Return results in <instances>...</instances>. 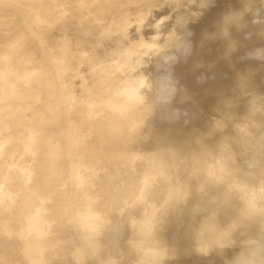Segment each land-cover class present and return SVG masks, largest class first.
<instances>
[{"label":"rangeland","instance_id":"1","mask_svg":"<svg viewBox=\"0 0 264 264\" xmlns=\"http://www.w3.org/2000/svg\"><path fill=\"white\" fill-rule=\"evenodd\" d=\"M1 1H3V0H0V2ZM6 1L2 2V4L0 5V8L2 7L1 9H4V11L3 10L0 11V14H1L0 15V24H1L0 25V65H1L0 66V74H1L0 77L3 75V78H4V79L0 78L1 80H3V81L0 80L2 83V84L0 83L1 84L0 88H2V91L0 89V91H1L0 94H2V92H4V91H5L4 93L9 92L10 90H12V88L14 86L13 90L18 92V93L19 92H21V93L18 94L16 92H14L13 90L12 91L21 97L14 95V93L11 91V92H9V95L7 96V98L3 99L2 97L3 96L6 97L5 95H7L8 93L5 95L2 94L3 95L1 97L2 101L1 100L0 101L3 102L4 104L0 102L1 103L0 104V109H1L0 110V114H1L0 117L2 115L4 117H6L7 112H9V109L13 106L12 104H14L15 102H18V103H16L17 107H19L18 104L19 105L21 103L23 104V101H24V105L21 104V113H20V109H19L20 107L19 108L15 107L17 109V111H16V109H14V112H13L12 108L10 109L11 113H13L12 115L15 114L18 117L17 121L14 120V119H16L15 115L14 116L8 115L9 117L8 118L6 117L7 119L2 116L1 119L3 121L0 119V127H1L0 128V149H1V151H0V163L2 161L6 162L5 163L6 165L3 166L4 168L0 167V170L3 169V171L0 173V187H1V185H3L0 189V264H19V263L20 264H39V262H40V264H47V263L48 264H78L77 262H79V264L80 263L82 264L83 262H84V264H101V263H103V264H113V263H115V264H117V263L118 264H158L159 262H160L159 264H169V263L171 264L172 261L176 262V264H178V263L179 264L180 263H182V264L183 263L184 264H201V263L207 264V262H208V264H210L211 262L213 263V258H215V256H216V258H215L216 260L214 262L218 263V264H237L239 261H241V263H238V264H243V263L247 264V263H249L250 258L254 262L253 264H257V263L258 264H264V248L262 250L260 249V253H258V255H259L258 256L256 253H257V251H259V249L256 250V248H254L255 245H250V244L255 243L254 240H257L258 238H260L259 237L260 235L257 236L254 233L256 231L258 232L256 234L261 233L260 226H262V225H259V224H262V223H260V219L262 220L263 219L262 217H264V216H262V217L260 216L261 218L256 219V221L259 220V223L256 222V224L258 223L257 225H255V222L253 223V221L255 220L254 217H256L257 215L259 217V215L262 211L260 209L264 208V197L262 198V195L260 194L261 190H262L261 192L264 191V189L260 190L261 186H262L261 188L264 187L263 186L264 185V180H263L264 179V175H263L264 174V171H263L264 170V62L262 64L260 63V62L264 61V53H263L264 47L261 46V45H264V43L262 42V41H264V35H263L264 34V32H263L264 23H262V22H264V17H262V15L264 16V12H263L264 11L263 10L264 0H231V2H230V0H225V1L224 0H206V1L204 0V2L202 0H197V1L196 0H170V1L169 0H161V1L160 0H155V1L154 0H150V1L149 0H141V1H139V0H125V1L119 0L118 1L119 6L123 5L122 3H124V2H125V5H123L124 7L123 6L119 7L117 5L119 7L118 9H117V7H115L116 5L112 0H111L112 1L111 4H110V2H111L110 0H107V1L105 0L106 3L104 0L101 1L102 3L100 2V0H65V1L64 0H45V1L44 0H41V1L40 0H37V1L31 0L30 3L33 1L32 4H30L29 2H27V0H25L27 3H29L28 7H26L27 4H25V2H23V0H21L22 6H21V3L17 4L19 2L17 1V3H16L15 0L12 3H10L11 0H6ZM35 1H36V4L39 3L38 1H40V3L38 5H36V4H34ZM97 1H99V2H97ZM121 1H122V3H121ZM129 1L130 2L132 1L133 5H132V3H131V5H129L130 4ZM134 1L135 2L137 1V2L135 3ZM156 1H158V2L160 1L161 3L160 2L158 3ZM184 1H185V3H183ZM200 1L203 2L206 6L202 5L203 3L200 4ZM42 2H43V4L40 5ZM89 2H91V3H89ZM107 2H109V3H107ZM115 2H117V1L115 0ZM126 2H128L129 4H127ZM139 2H140V4H139ZM176 2H178V4ZM3 3H5V5ZM7 3H8V5L10 4V6H8ZM69 3H71L72 5L74 3H77V5L79 6V9H78V6L76 4H75L76 6H74V5L72 6ZM150 3H152V4H150ZM163 3H164V6H163ZM181 3L183 5V7L181 6ZM195 3H196V5L198 4L197 6H200L199 8L202 9L201 10V11H203L202 13H204V11L206 12L208 9V11H209L208 13L213 15V17H212V15L210 16V14H208L207 12H206L207 14L205 13L206 16L207 15L210 16V21L207 20V19H209L208 16H207V19H206V16H204L205 19H203L204 17L202 18L203 20H205V21L202 20L203 22H205V23L208 22L206 24V26H204V24H203L204 27L203 26L202 27L204 29H202V27L200 28V24L202 22L200 23L199 19L197 20V18H194V15H193L194 13H192L193 8L194 9L197 8V7H195L196 6ZM103 4L105 6L106 5L108 6L110 4L111 7H109V6H108L109 8L105 7V6L103 7ZM172 4H174V5L172 6ZM13 5H16L17 8L15 7V9H14ZM31 5H33V7ZM70 5L73 7L71 12L73 11L74 18L76 16V18L78 20L76 18L74 20H73V18H70L71 12L70 11L68 12V7ZM160 5H162V6H160ZM30 6L32 8H34V7H36V8L31 9ZM37 6L38 7L40 6V8H38L39 11L38 10L36 11ZM97 6H99V7L101 6L104 9H102V10L99 8L97 9ZM211 6H212V8H211ZM72 7H69V9H71ZM92 7L95 9H93ZM205 7H207V8H205ZM5 8H8V9H5ZM24 8H25V10H24ZM26 8H30L31 10L27 9V12H26ZM111 8H112V10H111ZM122 8H124V9H122ZM257 8H259V9H257ZM17 9H19V10H17ZM64 9H67L68 14L66 13V10H64ZM75 9H77V10H75ZM113 9H115V10H113ZM159 9H160V11H159ZM22 10H24V11H23V15L21 16ZM32 10L36 11V13L32 12ZM61 10L64 11V14H63V11L61 13L63 15L67 14V16H68L70 13V15L68 16L69 21L67 20L68 17L64 18L65 22L67 20L66 23L69 24L68 26L70 27L69 28L67 25H65L68 28L67 31L63 30V29H66L65 26H64L65 28L62 25L59 27L61 21H63L62 24H66V23H64V20L62 19L64 16L61 14H60V17L55 15V14L59 15ZM93 10H95V11L93 12ZM181 10H182V12L183 11H185V12L182 13ZM212 10H214V11H212ZM259 10H262V11L259 12ZM5 11H6V13L4 14L3 12H5ZM29 11H31V12H29ZM201 11L199 12V14L201 13ZM210 11H212V12H210ZM237 11H239V12H237ZM8 12H9V14H8ZM79 12H82V14L87 13L86 14L87 16L88 15L92 16V17L88 16L89 17L88 18L84 14L85 18L87 19L88 22L90 21V18H91V20H92V21H90L91 25H92V22L97 20V18L98 19L100 18V21L102 23H99L100 24L99 26L97 25L98 23H96L94 25L96 30H97V27H100L98 29V30H100V32H102L103 28H105L108 31L110 30L109 32H111V34H114V32L118 33L117 35L115 34L116 36L115 35L110 36L112 38L115 37L113 40V43H110V42H112V38H109V36H108L109 32L107 33L108 35H106V33H105V32H107V30L104 29V31H105V32L103 31L105 33L104 34L105 36H104L100 32H95L94 31L95 29L90 30V28H88L89 26H85L84 24H86L87 21H86V19H84V17L83 18L81 17V15H80L81 13L78 14ZM133 12L137 13V17L138 16L144 17V18H142V20H143L142 22L140 21L141 19L139 20V22H137V19L135 18V20L138 24L140 22L143 24L144 20L145 21L147 20L148 22L153 21L152 23H154V24H152V23L151 24L156 25L157 24L156 21L160 22V18L161 17L163 18V15H164L165 17L168 18V23H169V21H171V23H170L171 25L169 24V27L167 26L168 28L163 29L162 31H160V33L156 32L158 34V36L156 33H153V35L150 34L151 36L148 35L150 37H148V36L145 38L143 37L144 39H141V41H140L139 38H142V37H140L141 33H136L137 34L136 35L135 31L137 32V30H138L139 32H141L140 30H143V26H144L145 30H143L144 31L143 35L146 34L147 30H148V29L146 30V27H147L146 25L150 24V23H147V21H146V22H144V24H146V23L147 24L141 25L140 26L141 28L138 29L139 26L137 25L136 30L134 29V31H133V29H132V31H131V29H130L131 32H129V30H128L129 34L127 32L126 37L124 39L123 38L125 36L124 32H126V30L125 31L123 30L125 28V26H124L125 24H122V20L124 21V23L126 21L128 22L129 19L132 20L129 15L128 16H126V15L132 14ZM123 13L126 14L125 16L127 18L123 15ZM154 13L156 15H154ZM191 13H192V15H190ZM24 14H25V16H24ZM99 14L102 15L103 17H99L100 16ZM119 14L121 16L123 15L124 19H122L123 17L121 18L119 16ZM159 14H161L160 17H159ZM167 14L169 16H167ZM252 14H253V16H252ZM257 14L259 17H257ZM7 15H8V17H7ZM17 15H19V16H17ZM29 15L31 17H29ZM78 15L80 17H78ZM93 15H95V17H93ZM97 15H98V17H96ZM254 15L257 18H254L255 17ZM16 16H17V19L15 18ZM116 16H119V17H116ZM157 16H158V18H157ZM192 16H193V19L191 20ZM19 17H22L23 20L21 18L18 19ZM57 17L62 19L59 24L55 21V19H57ZM104 17H106L107 21L110 19L112 20L111 17H113L114 22H117V19L119 18V23H121L123 26L122 25L120 26L118 23L117 25H119V29H117V30L120 32L123 30L124 32L122 31V33H120L118 31H114L115 30L114 26H116V25H112L114 30H113V28L108 29L111 25H108V23L106 22L105 19L103 22L102 19ZM107 17L109 19H107ZM189 17H190V19H188ZM30 18L32 19V21ZM79 18H81V21ZM125 18L127 20H125ZM230 18H232V19H230ZM258 18H259V20H258ZM173 19L175 20V23L173 22L174 21ZM194 19H195V21L193 22ZM236 19H238V20H236ZM255 19L257 21H260V22H257L258 25L255 23V21H256ZM17 20H20V21L22 20V21H24V23L23 22H22L23 24L19 23V21L17 22ZM26 20L28 21L27 22L28 25L25 22ZM37 20H39V21H37ZM71 20H73V21L71 22ZM84 20L86 23H83ZM241 20L243 22H241ZM79 21L80 22L83 21L82 22L83 25H82V23H80V25L78 26L77 24L79 23ZM100 21H98V22H100ZM110 21H108V22H110ZM14 22H16V23H14ZM32 22L36 23V24H33V25H35V27L38 24L39 25L40 24L41 25L46 24V25H43L44 26L43 29H45L47 27L51 28L50 33L53 34V39L58 37V36L62 37V39L56 38V43H54L55 42L54 41L53 44H50L53 40L51 39L50 41H48L49 37L50 38L52 37V35L48 34L49 32L48 33L46 32L47 30L49 31V28L45 29L46 33L44 32V34H47V36H44V34L41 35V33H43V32H40V31H43L42 28H41L42 29L41 30L38 27H36V28L34 27L35 30L40 32V33L38 32L41 35V37L39 36V39L42 38L41 41L44 43H46V41H48L46 43L45 47L43 46L45 44H43L42 42L38 43V44H42L41 46L35 44L38 41V40H35V39H37L38 34H37V31L34 30V28L31 29L33 27L32 25L30 26V24H32ZM50 22H52L53 25ZM68 22H70V23H68ZM95 22H97V21H95ZM136 22H135V24H137ZM223 22H224V24H223ZM55 23H57L56 27H55ZM103 23H105L108 27L107 26H106L107 28L104 27L105 24L103 25ZM193 23H195L196 27L199 25L200 29L199 28L195 29V27H193L194 26ZM220 23H222V24H220ZM17 24H18V26H17ZM49 24H50V26H49ZM70 24H71V26H70ZM110 24H112V23H110ZM113 24H115V23H113ZM192 24H193V26H192ZM225 24H227V25H225ZM260 24L262 26H260ZM19 25H21L20 27L23 30V31L20 30V32H21L20 35H19V29H20ZM41 25H40V27H42ZM76 25L78 26L76 29H78L79 34H78V31H75ZM81 25H82V27L85 26V27H83L84 28L83 30L81 29L82 27L80 28ZM87 25H90V24L87 23ZM182 25H184V26H182ZM222 25H223V27H222ZM24 26H25V28H24ZM72 26H75L74 27L75 30H73V28L71 29ZM149 26L147 28H149ZM217 26H220V27H217ZM224 26L227 28L225 29ZM29 27H31V28H29ZM62 27H63V29H62ZM86 27L90 31L89 32L88 30H86L87 33L89 32V35L85 34L86 36H90V33L92 31H94V33H92V35H91V37H93V38H91V40L92 39L94 40L95 38H97V40H98L99 38H103L101 36H104V37H106V39H105L106 42L103 41V39H104L103 38L102 40H100L103 43L102 45H100L101 42L97 43V44L94 43V45H93V42L97 41V40L96 39L94 41L92 40L93 42L91 41L92 44H90V45H93V46L89 48L90 40H88L89 41V43H88L86 41L87 37L84 34L80 35L82 33V31L85 30ZM116 27L118 28V26H116ZM192 27L194 28L195 32L192 31L193 30ZM256 27L258 29H256ZM54 28L58 34V35H56V37L54 35L56 33V31L54 33L52 32V31H54V30H52ZM120 28H122V29H120ZM135 28H136V26H135ZM150 28H151V26H150ZM259 28H260V30H259ZM28 29H31V30H29L30 32L35 31V32H33V36L37 35V37L36 38H33V36L31 37L32 34L29 35ZM59 29L66 32V34L68 35L67 36L68 39H66L65 32H62ZM69 29L71 32H69ZM79 29H81V33H80ZM197 29H199V32L197 31ZM58 30H59V32H58ZM111 30H113L114 32H112ZM218 31L219 32L222 31L221 34L218 33V35H217L216 33ZM253 31H255V32H253ZM61 32L63 33L62 36L60 35ZM75 32H76V34H75ZM86 32H83V33H86ZM161 32H164L165 34L161 33ZM252 32H253V34H252ZM22 33L26 34V35H24V36H26V38L23 36ZM34 33H36V34H34ZM95 33H97V34H96V37L94 38ZM197 33L199 36L197 35ZM199 33H201V34H199ZM259 33H260V35H259ZM98 34H101V36L99 37ZM133 34H135L139 40L138 39L136 40V38H135L136 36ZM202 34H204V35H202ZM214 34L216 37L214 36ZM240 34H242V35H240ZM245 34H247V35H245ZM28 35H29V37H28ZM64 35H65V39L63 38ZM74 35H76V36L80 35L78 37H80V39H81V36H82V39L83 38L84 39L80 41L78 38H76L78 41L76 43V46L73 47V45H71L70 42H68V40L70 39L69 41H71L72 38L74 39L75 38ZM138 35H139V37H138ZM159 35L161 37L163 35L164 36L162 37V39H159L158 38V37H160ZM201 35H202V37H201ZM19 36L21 38H18ZM118 36H119L120 42H122L120 37L123 36L122 37L123 43L117 42ZM154 36H155V38H154ZM196 36H198L199 38ZM249 36H251V37L249 38ZM262 36H263V38H262ZM22 37H24L25 39ZM30 37H31V39H30ZM45 37H47L48 40L44 41L43 38H45ZM85 37H86V39H85ZM203 37H204V39H203ZM217 37H218V39H217ZM260 37H261V39H260ZM6 38H7V40H6ZM148 38H149V40H148ZM195 38H196V42L194 41ZM200 38H201V40H200ZM17 39H18V41H17ZM28 39H30L29 42H26V41H28ZM57 39L59 41L61 40L62 42H64L63 41V39H64L66 41L67 45L69 43L71 45V47L74 48V54H73V50L69 49L71 47H69V45H68L69 48H67L66 43L65 42H64L65 44L63 43L64 45H66V49L69 52L71 51L70 53H72L73 56L75 55L74 58L77 59V60H75V62H77V64H75V62L71 63V60L74 59L72 54L66 55L67 59H69V60H66L64 62H65V64L67 63L66 66H70V69H67L69 67H66V66L64 68L65 64L64 65L61 64L62 62L59 63L60 60L56 55L59 53V51L61 49L62 45H60V44H62V42H59ZM76 39L73 40L72 44H74L76 42ZM88 39H90V37ZM128 39H129V42H131L130 41L131 39H132V41L136 40L135 42H136L137 47L135 49L133 48L134 50H132V49H130V47H128V46L135 45L132 43H130L132 45L127 44L128 46L125 44L126 47H123V48H121V47L124 45H122V46L118 45V43H120V44H124V42L127 43L126 41H128ZM210 39H212L213 41ZM227 39H229V40H227ZM244 39H246V40L244 41ZM250 39H251V41H249ZM12 40H13V42H12ZM22 40H24L23 42H26L27 45H28V43L30 44L31 40H33V41H31L32 42L31 45L33 48L30 45L27 46L25 43H22V45H21ZM239 40L241 41V43L239 42ZM259 40L261 43L258 42ZM208 41L210 43H208V46H207L206 42H208ZM17 42L19 44H17ZM135 42H133V43H135ZM138 42H140V43H138ZM200 42H201V44H200ZM247 42L249 43V46L251 49L248 48L249 46H248ZM83 43H86L87 47L89 49L86 48L85 47L86 45ZM105 43H107V44L104 45ZM115 43L117 45L116 47L114 46ZM204 43H205L204 47L206 49L203 47ZM242 43H244L245 46H240V45H243ZM34 44H35V46H34ZM58 44L60 46H58ZM77 44L80 46L77 47ZM81 44H83V46ZM98 44L102 47H97V46H99ZM110 44H114V45H112L114 47H109V49L107 50V47L110 46ZM175 44H176V46H175ZM195 44H196V46H195ZM258 44H259V46H258ZM11 45L14 46L15 48L14 47L11 48ZM18 45L22 46V47L24 46L25 50L23 49L24 47L22 48V47H19ZM48 45H49V47H48ZM64 45H63V47L65 48ZM103 45L105 47L107 46L105 49L106 51L102 50V48L104 47ZM214 45L217 47H215ZM246 45L248 47H246ZM255 45L257 46L256 48L258 50H260V52L256 51L257 49L255 48ZM36 46H38V47H36ZM94 46L96 48H98V50L100 52H98V50L95 49ZM154 46H155V48H154ZM235 46H236V48H235ZM7 47H9L11 49H9ZM28 47H30V49ZM41 47L42 48L44 47L43 51L45 49L44 54H43L42 50L39 51V49H41ZM47 47L49 49H46ZM57 47H59V49ZM75 47H77V48H75ZM79 47H81V48H79ZM83 47H85L84 51H83ZM259 47H260V49H259ZM92 48H94V50H97V51L96 52L94 50L91 51L90 49H92ZM231 48H232V51L230 50ZM261 48L263 51L261 50ZM12 49H13V52L11 51ZM16 49L18 50V52L16 51ZM21 49H22V54H21ZM31 49L33 52H34V49L35 50L38 49V50L35 51V53H33L32 51L30 52ZM57 49H58V51H57ZM75 49L77 52L75 51ZM78 49H79V52H78ZM114 49L115 50L121 49L120 50L121 53L119 51V54H120L119 59L116 57H113V55L116 54V53L113 54L112 50H114ZM128 49L131 50V51H129L130 53L129 52L127 53ZM219 49H221V50L218 51ZM8 50L11 52H8ZM48 50H51V52L53 54L50 51L47 52ZM81 50L83 51L82 52L83 54L85 53L86 50H90L89 53H91V52L93 53V51H94V53L98 52L97 54L99 57H97L96 54L93 55L94 53L92 55L89 54L90 57L88 56V54H86L88 56L87 57L88 60H87L86 55L81 54ZM68 51L66 52V54L69 53ZM210 51L213 54H211ZM245 51L247 54L245 53ZM102 52H104V53H102ZM108 52H109V55H108ZM116 52H118V50H116ZM161 52H163V53H161ZM188 52L190 53V55ZM50 53L52 56L50 55ZM60 53L58 54L59 57L62 55V53H61V55H60ZM75 53H77V54H75ZM106 53H107V57H106ZM138 53L140 56L143 55V57L142 56L139 57ZM183 53H184V55H183ZM206 53H207V56H206ZM80 54H81V56H79ZM128 54L130 56L132 55L131 58L133 57L132 60L135 62V64L131 60V58ZM175 54H177V55H175ZM222 54H223V56H222ZM226 54H228V55H226ZM7 55H10V57H7ZM53 55H54V57H53ZM110 55H112V57L115 59L111 58ZM117 55L118 54H116V56ZM214 55L216 58L217 57L218 58L215 59ZM243 55H244V57H243ZM245 55H246V57H245ZM21 56H23V57H21ZM69 56H71L72 58ZM83 56H84V59L86 58L85 60L81 58ZM94 56H95V60L93 59ZM102 56H104L105 59L106 58L107 59L103 60L104 58H102ZM189 56H190V58H189ZM51 57H53V59ZM117 57H119V56H117ZM137 57L139 59H137ZM221 57L223 59H221ZM226 57H227V59H226ZM250 57L252 60L249 59ZM55 58L59 62H57L55 60ZM98 58H100L104 62L105 61L108 62L109 60L112 59L113 61L111 60V62H113V63H115L114 60L116 61V59H117L118 61H116V62L117 63L121 62L120 63L121 65L119 68H117L118 71H114V72H118V73L112 72V75L110 72L105 73V71H106L105 68L108 67L107 65H105L107 62H105V64H103L104 65V67H103L102 63H104V62L98 63V61H99ZM128 58H130V63L133 62L132 64L127 62V61H129ZM201 58L202 59L206 58V59H203V61H202ZM81 59L83 60L84 65L82 62H80L79 66H78V61H80ZM134 59L135 60L137 59V60L135 61ZM207 59H208V61H207ZM230 59H232V60H230ZM240 59H242V61L245 59L244 62L246 61L245 64H247V65H244V62L240 61L243 63V64L242 63L241 64L244 65V66H241V64H240L241 68L243 69V67L244 68L246 67L243 70L240 69V66L237 68V65H239V64H237V63H239V61H237V60H240ZM90 60H91V63L93 62V64L89 63L90 64L89 65L88 62ZM153 60H156V61L154 62ZM186 60H187V62H186ZM224 60L226 61V63ZM43 61H45L47 64L49 63L48 64L49 66H47V64L44 63ZM94 61L97 62L96 65H95ZM123 61H125V62L123 63ZM137 61H138V63H137ZM147 61H149V63H147ZM193 61H194V63H193ZM196 61H197V63H196ZM215 61H216V63H215ZM230 61H232V62H230ZM247 61H249V62H247ZM177 62H178V64H177ZM199 62H201V63H199ZM227 62H228V65H227ZM233 62L236 64L233 65L234 64ZM152 63H153V65H152ZM98 64H100L102 67L100 68V66H98ZM109 64H111V63L109 62ZM125 64H126V67H127V65H131V66L124 68L123 66H125ZM155 64H157V65H155ZM222 64H223V66H222ZM59 65L60 66L62 65L63 67L62 66L59 67ZM73 65H75V67H72ZM80 65L82 67L83 66H85V67L82 68ZM224 65L226 68L224 67ZM35 66H37V67H35ZM42 66H43V68H42ZM44 66H45V68H44ZM86 66L89 68H87ZM137 66H139V67H137ZM255 66H257V67H255ZM48 67H49V69H48ZM93 67H97L94 69L98 70V74L96 73L97 70L92 69ZM31 68H32V70H31ZM72 68H74V69H72ZM75 68H78L77 71L75 70ZM103 68L105 70H103ZM120 68H122L121 69L122 71L120 70ZM79 69L82 73H80L78 71ZM83 69H85V70H83ZM90 69H92L93 72L90 71L91 72L90 73L89 72ZM99 69L101 70V72ZM194 70H195V72H194ZM236 70H239V71H236ZM68 71H70V72H68ZM74 71H76V72H74ZM107 71H108V68H107ZM146 71H147V73H146ZM71 72H72V74H71ZM84 72H85V74L87 72L90 75L87 74L86 75L87 78H86L85 75H82V74H84ZM103 72H104V74H103ZM184 72L185 73L187 72V74H183ZM212 72H214L216 74L213 75V74H211ZM47 73H49L51 75V77ZM77 73H79V74H77ZM107 73L110 76H108ZM125 73L127 75H124ZM237 73H238V75H237ZM91 74L93 76H96V77H93ZM96 74L98 76L100 75L101 77H97ZM198 74H200V75L203 74V75L200 76V78H199ZM204 74H205V76H204ZM76 75H78V76H76ZM79 75L81 76L80 78H82L84 76V78H86V79H91L93 77V79L97 78L98 80L96 79L95 82H92L94 84H91L90 81L87 82V81H84L85 79L83 80V78L82 79L79 78L81 81H84V82H81L78 79ZM180 75H182V76H180ZM186 75H188V76H186ZM90 76H91V78H90ZM127 76H129V77H127ZM185 76H186L187 80L184 79ZM20 77H22V80ZM103 78H104V80H103ZM201 78H204V81H202L203 79L201 80ZM205 78H206V80H205ZM209 78H210V80H209ZM19 80H21V83ZM4 81H6V82H4ZM11 81H12L13 85L11 84ZM91 81H94V80H91ZM103 81H106V82H103ZM74 82L75 83L78 82L77 85H75ZM96 82H97V84H99V83L102 84V86L100 84L97 85ZM101 82H103V83H101ZM3 83H5V85ZM6 83H8V84L10 83V85L12 86V87L10 86L11 87L10 90H9V85ZM183 83L185 86L183 85ZM21 84L23 86H21ZM78 84H82V85H80V87H79ZM181 84L184 86V88H182L183 86ZM18 85L20 86V89H18ZM173 85H174V87H173ZM188 85H190V87ZM5 86H8V87L4 88ZM26 86H29V89ZM31 86L37 87L40 90H42V91L35 92L36 94L34 96L33 95L32 96L39 100L38 96L41 93L42 95L40 94V96H39L40 99H41V97H43L45 100L46 99H47V101L49 100L48 102L51 106L49 104H47L48 103L47 101H45L46 103L43 106L44 110L42 109V107L39 110H37V109L36 110H31V109L29 110L28 104L30 103V100L33 99V97H30L31 93H29V92L26 93L25 89H26V91L32 90L34 92L35 90L32 89ZM76 86L80 90L77 89ZM88 86L89 87L91 86V87L89 88ZM147 86H149V87H147ZM87 87H88V90H87ZM169 87H170V89H169ZM177 87H179V88L177 89ZM15 88H17L18 90L17 89L15 90ZM187 88H188V90H187ZM72 89H73V91H72ZM75 89H77V93L75 92L76 91ZM147 89H151V90H148V92H147ZM152 89H153V91H152ZM175 89H177V90L175 91ZM81 90L84 92H82ZM58 91L66 93L67 95H70V94L73 95L72 92L73 93L75 92L76 97H79V95H77L78 93L79 94L83 93L82 95H80L81 97L76 98L77 100L71 101L72 103L69 102L68 104L64 103L61 105V106L67 105L68 110L66 111L65 115L68 117L66 118L65 115L63 114L62 117L65 119L64 120L61 117V115H59V120H60L59 125L60 126L59 127L56 126L57 131L55 132L54 137H55V135L58 136L59 133H60L59 135H61V132L64 133V136H65L64 141H63V139L62 140L60 139L64 143L59 142L61 144V147H60V144L57 142L59 137H56L57 139L56 138L50 139L51 143L50 142L47 143L46 147L42 150L43 152L40 151L42 153H40V152L37 153L35 155L36 158L32 159L29 163L25 164L26 167L24 165V166H21L22 168H19L16 164L26 160L25 157L27 156V151L33 147L36 136H39L40 133L44 132L47 129V126L32 127L30 129V131L26 129V130H24V132H23V128L26 127L27 125L31 124L32 121L34 122L43 116H45L50 122H52L55 119L56 115H53V113H52L53 109H51V108H53L52 104L55 100V97H54L55 95L51 94V93H56ZM149 91H151L150 93L153 94V97L151 96ZM187 91H189V92H187ZM190 91L193 93H190ZM23 92H25V93H23ZM143 92H144V95H145V92L147 94L145 96L141 95L140 93L143 94ZM183 92H186L184 94V96L182 95ZM11 93H12V95H11ZM37 93H38V95H37ZM25 94H27V95L29 94L28 97ZM165 94L167 95L166 96L167 98L165 97ZM24 95L28 98L29 103L27 102L28 100H26V102H25ZM173 95L174 96L179 95L178 97L175 96L177 100L174 98ZM181 95H182V97H181ZM185 95H188V96H185ZM12 96H13V98H10ZM156 96H160L161 97L160 99L163 102L165 101V98H166L167 103H166V101L163 103L159 99V97L157 98ZM171 96H173V97H171ZM233 96H234V98H233ZM16 97H18V98L13 103L12 100H15L14 98H16ZM20 98L21 99L23 98L24 100L23 99L21 100ZM149 98H150V100H149ZM151 98L154 101H152ZM179 98H181V99L183 98V100H181ZM184 98H186V100ZM18 99L21 101L19 102ZM168 99H171V100H168ZM5 100L6 101L8 100L9 102H6ZM179 100H181L180 102H182V101L183 102L180 103ZM51 101H53V102H51ZM76 101H78V102L75 103ZM158 101H159V103H158L159 106H157ZM174 101H176L175 102L176 105H175ZM227 101H229L231 103H228ZM147 102H148V104H147ZM150 102H153V103L151 104ZM154 102H156V103H154ZM5 103H6V107L8 106L7 108L5 107ZM8 103L9 104L11 103L12 106H10ZM160 103L163 104V105L161 104V107H160ZM222 103L224 104V107H223ZM69 104H73L74 106L69 105ZM145 104H146V106H145ZM149 104H151V106ZM155 104L157 107L154 106ZM180 104L182 106H180ZM234 104L237 107H235ZM239 104L241 106H238ZM166 105L169 107V109ZM189 105H190V108L188 107ZM3 106L5 108H3ZM25 106H27L28 109ZM137 106H139V107H137ZM228 106H229V108H228ZM149 107H151V108L149 109ZM234 107L236 110L234 109ZM172 108H173V110H172ZM25 109H26V112H25ZM174 109L176 111H174ZM177 109H179V110H177ZM228 109H229V111H228ZM5 111H7V112L4 115ZM15 111H16V113H15ZM34 111H36L35 112L36 118L33 116ZM38 111L40 113H38ZM187 111H188V113H187ZM41 112H43V113H41ZM153 112H154V114H153ZM227 112H228V114H226ZM30 113L32 115H30ZM177 113H179V114H177ZM236 113L238 114V116ZM20 114H23V117L25 115H27V116H25L24 120H23V118H21L22 116ZM28 114H29V116H28ZM38 115H40V117H38ZM125 115L127 116L128 119L126 118ZM234 115H235V117H234ZM11 116L14 117V119ZM19 116H21V117H19ZM31 116H33V118H35V120H33V118H31ZM28 117H30L32 120L29 121L30 119ZM150 117H151V119H150ZM9 118H10V120H9ZM98 118H99V122H101L102 119L105 122L104 123L101 122L102 124L98 123ZM235 118H237V119H235ZM19 119H20V121H19ZM89 119H90V121H89ZM124 119L127 121L125 122ZM233 119H235V120L231 122V120H233ZM214 120H215L216 124H215ZM4 121H5V123H4ZM22 121H25V122H22ZM92 121H94V123H92ZM19 122H22L23 124L19 123ZM96 122L98 125L100 124L101 126L100 125L98 126L96 124ZM224 122H226V123H224ZM1 123H3L4 125L2 124V126H1ZM90 123H92V124H90ZM109 123H112V125ZM117 123H118V126L119 125L122 126L121 129H120V126L119 127L117 126ZM73 124L75 126V129L73 128L74 126H72ZM80 124H81V126H80ZM103 124L104 125L106 124V125L104 126ZM107 124H108V126H107ZM113 124L114 125L116 124L115 127ZM218 124H220V125L218 126ZM102 125L104 126L102 129L104 131H102L100 129V127H102ZM132 126H133V128H132ZM69 127L72 128L71 130H73V133H72V131L70 133ZM81 127H83V128H81ZM96 127H99V129ZM117 127L120 129L121 132L124 129L131 127L132 129L130 128V129H128V131L127 130L126 131L127 132L130 131L132 134L126 133V131L124 130V132H125L124 136L122 135L123 132L121 134V136H123V137H121V138L118 137L119 139H117V140L113 139L112 136L115 135V133H114L115 131H116V135L117 134L119 135L121 133ZM79 128L81 129L80 131L77 130ZM114 128H116V130H114ZM122 128H123V130H122ZM225 128L226 129L228 128V129L226 130ZM59 129H60V131H59ZM109 129H113L114 131L112 130V133H114V134H110L109 132H111V131H109ZM117 129H118V133H117ZM219 129H221V130H219ZM75 130H77L78 132H74ZM1 131L4 133H2ZM133 131H135V132H133ZM216 133H219V136H217ZM231 133H233V134H231ZM235 134L238 138L239 137L241 138V139H239L240 141L237 140L238 138L235 136ZM108 135L109 136L112 135L111 137H109V138H111V140L108 139ZM214 136H215V138H214ZM220 136H222V139ZM233 136H235L236 138ZM133 137H136V138L138 137V139H141V138H143V139L140 140V144L135 143V145H131V144L128 145L127 142ZM225 137H226V139H225ZM96 138H99V139H96ZM102 138H105V139H102ZM106 138L110 141H112V139H113V144H112V142L106 140ZM213 139H215V140H213ZM219 139L221 142L217 141ZM60 140H58V141H60ZM237 142H239V144ZM17 143H19L21 145V150L18 152H14L12 154V149H14V146ZM243 143H245V144H243ZM55 145H57V146H55ZM64 145H65V147H64ZM223 145L225 148H223ZM238 145H240V146H238ZM242 145L243 146L245 145V147H243ZM235 146H236V148H235ZM241 146L243 148H246V149H242ZM53 147H55L56 149H54ZM62 147L64 150L62 149V151H61ZM232 149H233V151H232ZM87 150H90V151H87ZM235 150L236 151L238 150V151L235 152ZM246 150H247V153L249 152L248 154L246 153ZM251 151H254L253 154H251ZM59 152H62V153H59ZM84 152H86V153H84ZM232 152H233V154H231ZM243 152L246 153V155ZM79 153L80 154L82 153L81 156H85L88 158L85 159V157H84V159H82V160L80 159L81 160L80 161L79 160V156H80ZM41 154H42V156H41ZM249 154H250L251 158L249 157ZM39 155L41 156L42 159L44 156V159L46 157H48V158L51 157L49 159H51V160H53V159L58 160L59 159V161L64 159L63 156L70 157L73 160V162H70V161H72V160H70V158L68 160L69 162L68 161L67 162L70 163L71 166L74 164V166L71 167L66 162V160L68 159V158H66V160L61 161V162H63L62 164L60 163L61 165L60 164L57 165L56 164L57 160L56 161L53 160V164H56V166L54 168L49 167V166L47 167V165H46L47 159H45L46 160V163H45V160L44 159L41 160ZM70 155H72V156H70ZM59 156L62 157V159H60ZM235 156L237 157V159L240 158L239 160L241 163L238 162L237 159H235L236 158ZM37 157L40 158V160L38 159L40 164L37 161L38 165H36V163L34 164V161H33V160L37 159ZM220 157L223 159H221ZM245 157L247 160L251 159L252 161L251 160L246 161ZM49 159H48V162H49ZM75 159H77L76 160L77 162L75 161ZM215 159H217V160H215ZM229 159H231V160L233 159L232 162H231V160L229 161ZM42 161L45 164L42 163ZM59 161H58V163H59ZM64 161L67 163L68 166L64 163ZM195 161H196V163H195ZM218 161L220 163H218ZM227 161H228V164H226ZM235 161L237 162V166H236V163H234ZM229 162H231V163H229ZM49 163L52 164L51 162H49ZM232 163H233V165H232ZM249 163H251V164H249ZM50 164H48V165H50ZM53 164H52V166H53ZM173 164H175V165H173ZM218 164H220V167H218L219 166ZM44 165H46L45 166L46 169L47 168L51 169V172L46 171V169L44 168L43 170H45L46 173L48 172L47 173L48 177H44L45 176L44 175L43 176L44 179H42L41 178L42 176L39 175L38 173L40 171L41 172L43 171V170H41L42 168H40V167H43ZM205 165H207L208 167ZM0 166H1V164H0ZM36 166H38L40 168V169L37 168L38 172L33 171L34 169H36V168H34ZM69 166H70V168H69ZM225 166H227V167H225ZM239 166H241V167H239ZM255 166H256V168H255ZM205 167H207V169ZM238 167L240 168V170H238L239 169ZM250 167H252V168H250ZM17 168H19L18 173H16V171H15V170H17ZM124 168H126L127 170ZM216 168H217V170H216ZM255 170H257V171H255ZM203 171H205V172L203 173ZM236 171L238 173H240L241 175L238 174ZM260 171H262V172H260ZM43 172H42V175H43ZM123 172H126V173L124 174ZM219 172H221V173H219ZM227 172H229L230 174L232 172V174L231 175L227 174ZM233 172H235L236 174ZM13 173L15 176L13 175ZM217 173H219V174L217 175ZM249 173H250V175H249ZM6 174H7V176H5ZM79 174H80V176H81V174H85L86 177L90 178V179L87 181L86 180L87 178L84 176L86 179H84V177H83V179L81 178L80 181H78V179L80 178ZM214 174H216L217 177H215L216 175H214ZM233 174H235V175L233 176ZM35 175H36V177H34ZM37 175H39L41 177L38 176L39 177L38 178ZM200 175H202V176H200ZM219 175H220V177H219ZM236 175L241 177V179H238L239 177L236 178ZM27 176H31V177L28 178ZM244 176H246V177H244ZM15 177H17L20 180L15 181L16 180ZM222 177L225 179H223ZM232 177L240 180L239 182H241V183L237 182L238 180H236V179L234 181V179ZM10 178L14 181H12ZM37 178H38V180H37ZM213 178H218L219 182H217L216 179H213ZM220 178H222L221 179V180H223L222 182H220ZM39 179H40V181H39ZM230 179H231V182H228ZM26 180L28 181V183L26 182ZM75 180L78 183H76ZM241 180H244V184H243V181H241ZM2 181L6 184L4 185V183ZM211 181H212L213 185L210 184ZM1 182H2V184H1ZM213 182H216V183H213ZM233 182H235L236 184L235 183L230 184ZM26 183L28 186L25 185ZM29 183H30V185H29ZM72 183H73V185L75 184L74 186H77V187H72ZM226 183H227V186H225ZM237 183L240 184V188H239V185ZM228 184H229V187H228ZM259 185H261V186L259 187ZM232 186L234 187V189ZM235 186H237V187L235 188ZM253 186H254V188H252ZM221 187H222V189H221ZM256 187L259 190V194H260L258 196L259 197L261 196L260 198H262L263 200L260 199L261 203L259 202L258 197H257V200H254V201L251 200V202L252 201L255 203L257 201L259 202V203L258 202L256 203V206L254 205L255 203L252 202V204L254 206L251 207L252 204H249L251 196H250V194L247 195L246 192L251 191L252 189H254V191H255ZM198 188H199V190H198ZM225 188H226V190L227 189L228 190L225 191ZM230 189H231V191H230ZM237 189L239 190L238 192L240 194L239 195L240 199L238 197L236 198V196H238L237 195L238 192L232 193V192H236ZM240 191L245 193L247 195V197L245 194H243ZM219 192L222 194L219 195L220 194ZM255 192L257 193V191H255ZM255 192H254V194L256 195ZM225 193L226 194L232 193L236 196L233 195V197H232V194L231 195L229 194L226 197ZM248 193H250V192H248ZM254 194L252 195V197H255ZM262 194L264 195V192ZM242 195H243V198H242ZM248 196H250V197H248ZM223 197H225V198H223ZM255 198H252V199H255ZM237 199L238 200L243 199L242 204ZM244 199L248 201L247 206H249V207L245 206L247 201L244 203ZM222 200H224V201H222ZM145 201H146V203H144ZM153 202L155 203L154 205H153ZM209 202H210V204H209ZM215 202L217 203V208H216ZM225 202L227 205L225 204ZM239 203L241 205H243V203H244V207L242 206L243 209L245 208L244 210H246V209L249 210L251 208H254L256 210L257 207H260V208H258L260 210V212H259V214H255V212L257 213V211H255V210L253 211V209H251L250 211L252 212L253 215L251 214L250 211L249 212L246 211V213L248 212L247 216L245 215L246 213H244L245 211H243L245 216L243 214L240 215L238 213L241 210L240 209L241 207L239 208V206H241ZM262 203H263V205H262ZM235 204L237 206H235ZM143 205H145V207ZM155 205L157 207H155ZM160 205H162L164 207L162 208V206H160ZM213 205H215L214 206L215 208L213 207ZM258 205H260V206H258ZM143 207H144V210L146 208L148 210L149 209L150 210L148 211L146 209L144 211ZM167 207H169V208H167ZM185 207H187V208H185ZM233 207H234L233 211L236 209V207H237V209L239 208L238 209L239 211L237 210L238 212H236V213H238L237 215H240V219H243L241 217H245L243 219L244 221H246L244 223V225L241 224V222L243 223L244 221L243 220L240 221L239 218H238V220L232 221V219H235L234 217L236 216L235 212L232 211L233 213H235L234 215H232L230 213V211L232 210L231 208H233ZM43 209H45V210H43ZM157 209H158V211H157ZM40 210H41V212H40ZM152 210H153V213L151 212ZM172 210H173V212H172ZM174 210L177 212H175ZM87 211L88 212L91 211L92 213H96V214H98V216L96 218H93V219H85V213H87ZM165 211H166L167 215L165 214ZM143 212H147V213L150 212L148 214L152 213L154 215L151 214V216H150L148 214H144ZM227 212H229L228 214H230L232 216H230V215L226 216ZM156 213H157V215H156ZM170 213L171 214L174 213V214L171 215ZM249 213L252 216V217L250 216L251 219L254 218L253 221L251 219H249ZM34 215H36V216H34ZM146 215L152 220H150L149 218L147 219ZM262 215H264V214H262ZM37 216H39V217H37ZM125 216L126 217L128 216V218L130 220L128 218H126ZM161 216H163L165 218L163 219V217H161ZM201 216H204V219H203V217L201 218ZM76 217L78 218V220ZM170 217H171V219H169ZM172 217H174V220H176V218H180V219H177L176 221H173V223H172V220H173ZM218 217H219V219H218ZM228 217H230L231 219L229 218L230 219L229 220ZM159 218H161V219L159 220ZM246 218L249 220V222L252 221V222H250L251 224L248 223V220ZM214 219H215V222L213 221ZM36 220H38V221H36ZM162 220H163V223L161 222ZM167 220L168 221L170 220L169 221L170 224L168 223ZM144 221L147 223H145ZM151 221L156 225H154ZM159 221L161 224L159 223ZM231 221L234 223V225H236L238 227V228L236 226L234 227L237 230L233 228L234 225L231 223ZM237 221H238V224L240 223L239 226H238V224H236ZM263 221L264 220H262L261 222H263ZM174 222H176V223H174ZM180 223H181V225H180ZM31 224H33V225H31ZM158 224H159V226H158ZM163 224H165V225H163ZM175 224H176V226H174ZM211 224H213V225L216 224L215 225L216 228L213 227ZM247 224H248V227H246ZM76 225H77V227H76ZM136 225L139 227V229H138V227H136ZM161 225L164 228L167 225V227L165 228V229H167V231L164 228H162ZM203 225H204V227H203ZM228 225L232 226V227H230L229 230H227L229 228V227H227ZM73 226H75L76 228L75 227L73 228ZM85 226L88 227V230L84 228ZM169 226H171V227H169ZM240 226H242V227L244 226L245 228L243 227V229H242V227H240ZM89 227H90V229H89ZM191 227H192V229H191ZM78 228H79V230H78ZM136 228H137V230H136ZM141 228H142V230H141ZM144 228L147 232H145ZM232 228L234 230H231ZM65 229H67V230L65 231ZM69 229L71 232L69 231ZM81 229L85 232H83ZM172 229L174 232L170 231ZM182 229H183V231H181ZM184 229H185V231H184ZM253 229H255V230H253ZM251 230H253V233ZM151 231H153L154 233H152ZM155 231L158 233H156ZM202 231L204 232V234L202 233ZM223 231H225V232H223ZM227 231H229V233ZM166 232L169 234H167ZM242 232H243V234H240ZM247 232L249 233V235H247ZM207 233L208 234L210 233L209 235H211L212 237L214 236V238L212 239V237L207 236L208 235ZM231 233H233V234H231ZM238 233H239V235H237ZM250 233L252 235H250ZM82 234H84L85 238H84V236H81ZM85 234H88L89 236L91 235L90 236L91 238H89V236L87 237V235H85ZM165 234L167 235V237L165 236ZM220 234H223V235H220ZM229 234H231V237ZM94 235H95V238H94ZM97 235H99V236L97 237ZM141 235L143 236V238ZM153 235H155V236L153 237ZM170 235L171 236L174 235L173 239H172V237L168 238V236H170ZM178 235H180V236L183 235V237L182 236L179 237ZM227 235L231 238V241H232V238H234L233 239L234 242L233 241L232 242L236 243V244H232L230 241V244L233 245V246L231 245V247H230V245L228 243L229 242L228 240L230 238H228ZM243 235H244V238H243ZM262 235H263V233H262ZM161 236H163V237L161 238ZM215 236H216V238H215ZM219 236L223 237L222 239H224V240H225V238H226V240L228 238V240H227L228 242H225L223 240L225 242V248L226 247L228 248V245H229L228 250L226 248V251H225V248H222L224 245L221 247L222 240L220 241V238L217 241ZM256 236H257V239H256ZM82 237L85 239V241H82V240H84V239H82ZM201 237H203V238L205 237V238L203 239ZM206 237L207 238L209 237V239L206 240ZM79 238H81L80 239L81 244L78 241ZM86 238H87V240H86ZM154 238L156 241L154 240ZM180 238H181L180 241L183 242L185 240L184 241L185 243L183 242V244H182L179 242V240H176V239H180ZM210 238L212 239L213 242L211 241ZM249 238H250V240H249ZM97 239H99V240H97ZM144 239H146V240H144ZM161 239H162L163 245H162V243H160ZM92 240L94 241L93 244L94 243L97 244V245L94 244L95 246H97V247L99 246V249H100L101 244H102L101 246H103L104 244H108V245L101 247V249H100L101 251H100L95 246L93 247V244L91 242ZM214 240L217 241V245H215L216 241H214ZM251 240H253V241H251ZM97 241H99V242L97 243ZM166 241H170V244H169V242H166ZM198 241H199V244L197 243ZM261 241H264V240L258 239L257 243L260 242V244H261ZM87 242L89 243L90 247H89ZM90 242H91V244H90ZM171 243H173V244H171ZM176 243H177V245H176ZM207 243H209V245H207ZM211 243H212V246L210 245ZM84 244L86 246L88 245L90 250L92 247V250L94 249L97 253H93V251H88L89 248L85 247ZM201 244L204 246V248L202 247ZM218 244L220 245L219 247H221L223 249V251H220V249H218V247H217ZM165 245H167V246L165 247ZM170 245H172V247L176 245L177 246L176 250H175V247L171 248ZM178 245H179V247H178ZM206 245L208 248L205 247ZM257 245H256V247L260 248L264 245V243L262 244V246H257ZM107 246H110L111 248L107 247ZM159 246H160V248H159ZM199 246H200V248H199ZM243 246H245V247H243ZM145 247L147 249H144ZM213 247L215 249H212ZM242 247L247 248V249L244 250ZM248 247H251L252 249L254 248V250L256 252L253 253L252 250L251 251L248 250ZM86 248H88V249H86ZM107 248L108 249L110 248L109 250H111V251H109ZM240 248H242L243 250H240ZM137 249H139V250H137ZM171 249L174 251H172ZM169 250H170V252H169ZM213 250H215V251H213ZM231 250H232V252L235 251L234 252L235 254L230 252ZM246 250H248V253H249V251L251 253L248 254ZM107 251H108V253L110 252L109 255H107ZM140 251H142V252H140ZM158 251L160 252V254ZM175 251L176 252L178 251V253H174ZM217 251H219L220 254H218ZM224 251L226 253H224ZM237 251H239L240 253ZM241 251H245V252H242V254H241ZM138 252H139V254H138ZM149 252H151V253H149ZM222 252H223V254H222ZM227 252H228V254H227ZM229 252L232 253V254H230V256H232V257L229 256ZM170 253H172V254H170ZM208 253L210 254V257H209ZM216 253L218 254V257H217ZM105 254H106V256H105ZM142 254H144V255H142ZM150 254H152V255H150ZM173 254H174V256H173ZM205 254L207 257H205ZM238 254H239V256H238ZM243 254H244V256H242ZM251 254L253 257L256 254L255 257L256 256L258 257L257 258L258 261L256 260L255 257H254V259H255L254 260L253 257L251 256ZM111 255H114V256H111ZM153 255H155L158 258H156ZM159 255L161 258L159 257ZM170 255H172V257ZM175 255H176V257H175ZM177 255H179V256H177ZM180 255H182L183 257ZM222 255H224V256H222ZM226 255L229 256V259H228V256H226ZM236 255H237V257H236ZM245 255H247V256H245ZM109 256H110V258L115 257L114 262H113V259H112V261H109L110 259L109 260L107 259V257L109 258ZM233 256L235 259L231 260V258H233ZM32 257H34L33 263H31ZM162 257H163V259H162ZM219 257H221V260ZM260 257L263 259H261ZM43 258H44V260H43ZM105 258H106V260H105ZM177 258H179V259H177ZM208 258L210 260L212 259L211 262H210V260L207 261ZM29 259H31V260H29ZM100 259L101 260L103 259V260L101 261ZM155 259H156V261H155ZM171 259H172V261H171ZM183 259H184V261H183ZM243 259H245V262ZM260 259H261V261H260ZM117 260H118V262H116ZM199 260H201V261H199ZM251 260H250V264L252 263ZM185 261H187L188 263H186ZM242 261H243V263H242ZM232 262H234V263H232ZM172 264H175V263H172Z\"/></svg>","mask_w":264,"mask_h":264},{"label":"bare ground","instance_id":"2","mask_svg":"<svg viewBox=\"0 0 264 264\" xmlns=\"http://www.w3.org/2000/svg\"><path fill=\"white\" fill-rule=\"evenodd\" d=\"M4 1H6V0L1 1V2H0V5H1L2 2H4ZM17 1H18L19 3H17ZM20 1H21V0H20ZM20 1H19V0H15V2H16L17 4H20V3H21V6H22V1H21V2H20ZM30 1H31V0H29V1L27 0V2H29V3H30ZM36 1H37V0H36ZM36 1L34 2V4H36ZM40 1H41V0H40ZM40 1H38V2L40 3ZM44 1H45V0H44ZM64 1H65V0H64ZM101 1H102V0H100V2H101ZM104 1H105V0H104ZM106 1H107V0H106ZM106 1H105V3H106ZM110 1H111V0H110ZM110 1H109V2H110ZM112 1L115 3L116 6H115V5H114V6L117 7V9H118L119 7L125 5V2L122 3V1H121V3H122L123 5H120V6H119V5H118V3H119L118 1H119V0H116L117 2H115V0H112ZM112 1L110 2V4L112 3ZM123 1H125V0H123ZM139 1H141V0H139ZM149 1H150V0H149ZM154 1H155V0H154ZM160 1H161V0H160ZM160 1H159V2H160ZM169 1H170V0H169ZM196 1H197V0H196ZM202 1L204 2V0H202ZM205 1H206V0H205ZM224 1H225V0H224ZM6 2H7V1H6ZM12 2H14V0H13V1L11 0V1H10V3H12ZM23 2H25V4H27L26 7H28L29 3H27L25 0H23ZM32 2H33V1H32ZM32 2H31L30 4H32ZM60 2H61V1H60ZM97 2H99V1H97ZM109 2H107V3H109ZM129 2H130V1H129ZM134 2H135V1H134ZM136 2H137V1H136ZM136 2H135V3H136ZM144 2H145V1H144ZM147 2H148V1H147ZM156 2H158V1H156ZM159 2H158V3H159ZM162 2H163V1H162ZM167 2H168V1H167ZM203 2L200 1V4H202ZM230 2H231V0H230ZM244 2H245V1H244ZM246 2H247V1H246ZM39 3H37L36 5H38ZM71 3H72V2H71ZM71 3H69V4H71ZM77 3H78V2H77ZM77 3H74L73 5L76 6ZM89 3H91V2H89ZM101 3H102V2H101ZM103 3H104V2H103ZM114 3H113V4H114ZM126 3L129 4L128 2H126ZM131 3H132V1L130 2L129 5H131ZM154 3H155V2H154ZM160 3H161V2H160ZM176 3L178 4V2H176ZM183 3H185V1H184ZM196 3H197V2H196ZM196 3H195V5H196ZM209 3H210V2H209ZM248 3H249V2H248ZM263 3H264V2H263ZM3 4L5 5V3H3ZM14 4H15V3H14ZM17 4H16V5H17ZM25 4H24V5H25ZM42 4H43V2H42L40 5H42ZM61 4H62V3H61ZM75 4H76V5H75ZM78 4H79V3H78ZM99 4H100V3H99ZM110 4L108 5L109 7H111ZM127 4H126V5H127ZM139 4H140V2H139ZM150 4H152V3H150ZM177 4H176V5H177ZM200 4H199V5H200ZM213 4H214V3H213ZM4 5H3V6H4ZM7 5H8V3H7ZM7 5H6V6H7ZM11 5H12V4H11ZM16 5H13V6H14V9H15ZM62 5H63V4H62ZM71 5H72V4H71ZM71 5H70L69 7H72V6H73V5H72V6H71ZM117 5H118L119 7H118ZM132 5H133V3H132ZM135 5H136V4H135ZM155 5H156V4H155ZM173 5H174V4H172V6H173ZM189 5H190V4H189ZM197 5H198V4H197ZM197 5H196L195 7H197L198 9H197V8H196V9L193 8L192 13H194V14H193V15H194V18H197V20L199 19V20H200V23L202 22L201 24L199 23V24H200V28H201V27L203 26V24H204V26H206V24L208 23V22H207V23L203 22V21H205V20H203V19H205L204 16H206V14H207L209 11H208V9H207V11H206L207 13H206L205 11H204V13H202V12H203V11H201L202 9H200V8H199L200 6H197ZM202 5H205V4L203 3ZM243 5H244V4H243ZM261 5H262V4H261ZM8 6H10V4H9ZM17 6H18V5H17ZM31 6L33 7V5H31ZM31 6H30V7H31ZM34 6H35V5H34ZM77 6H78V5H77ZM104 6H105V5L103 4V7H104ZM108 6L106 5L105 7H108ZM137 6H138V5H137ZM141 6H142V5H141ZM160 6H162V5H160ZM163 6H164V3H163ZM181 6L183 7L182 3H181ZM193 6H194V5H193ZM205 6H206V5H205ZM212 6H213V5H212ZM212 6H211V8H212ZM249 6H250V5H249ZM19 7H20V6H19ZM32 7H31V9L36 8V7H34V8H32ZM69 7H68V12H69V11L71 12V10L73 9V7H72L71 9H69ZM94 7H95V6H94ZM100 7H101V6H100ZM100 7L97 6V9H98V8L101 9V10L104 9L103 7H101V8H100ZM109 7H108V8H109ZM123 7H124V6H123ZM135 7H136V6H135ZM175 7H176V6H175ZM178 7H179V6H178ZM201 7H202V6H201ZM203 7H204V6H203ZM208 7H209V6H208ZM214 7H215V6H214ZM259 7H260V6H259ZM1 8H2V7H1ZM1 8H0V11H1V10L4 11V9H1ZM11 8H12V7H11ZM16 8H17V7H16ZM38 8H40V6H39V7L37 6L36 11L38 10ZM74 8H75V7H74ZM76 8H77V7H76ZM92 8H93V7H92ZM142 8H143V7H142ZM156 8H157V7H156ZM205 8H207V7H205ZM249 8H250V7H249ZM5 9H8V8H5ZM9 9H10V8H9ZM14 9H13V10H14ZM19 9H20V8H19ZM19 9H17V10H19ZM27 9H30V8H26V12H27ZM31 9H30V10H31ZM78 9H79V6H78ZM93 9H95V8H93ZM122 9H124V8H122ZM160 9H161V8H160ZM160 9H159V11H160ZM163 9H164V8H163ZM190 9H191V8H190ZM257 9H259V8H257ZM11 10H12V9H11ZM17 10H16V11H17ZM24 10H25V8H24ZM24 10H22L21 16L23 15V11H24ZM64 10H66V13L68 14L67 9H64ZM75 10H77V9H75ZM111 10H112V8H111ZM113 10H115V9H113ZM137 10H138V9H137ZM137 10H136V11H137ZM164 10H165V9H164ZM205 10H206V9H205ZM217 10H218V9H217ZM263 10H264V8H263ZM6 11H7V10H6ZM6 11L3 12V13L5 14ZM36 11H33V10H32V12H34V13H36ZM38 11H39V10H38ZM62 11H63V10H61V12L59 13V15H58V14H55V15L60 17V14L62 13ZM94 11H95V10H93V12H94ZM96 11H97V10H96ZM99 11H100V10H99ZM128 11H129V10H128ZM165 11H166V10H165ZM200 11H201L202 14H201V13L199 14ZM212 11H214V10H212ZM212 11H210V12H212ZM260 11H262V10H259V12H260ZM18 12H19V11H18ZM29 12H31V11H29ZM74 12H75V11H74ZM77 12H78V11H77ZM97 12H98V11H97ZM101 12H102V11H101ZM108 12H109V11H108ZM113 12H114V11H113ZM124 12H125V11H124ZM181 12H182V10H181ZM183 12H185V11H183ZM183 12H182V13H183ZM189 12H190V11H189ZM232 12H233V11H232ZM232 12H231V13H232ZM237 12H239V11H237ZM237 12H236V13H237ZM263 12H264V11H263ZM1 13H2V12H1ZM80 13H81V14H80ZM119 13H120V12H119ZM162 13H163V12H162ZM192 13H191L190 15H192ZM205 13H206V14H205ZM234 13H235V12H234ZM247 13H248V12H247ZM8 14H9V12H8ZM11 14H12V13H11ZM17 14H18V13H17ZM26 14H27V13H26ZM63 14H64V11H63ZM63 14H61V15H63ZM67 14H65L66 16L63 15V16H64V17L62 18L63 20H64V18H66V17H68V16L70 15V13H69L68 16H67ZM78 14H80L82 18L84 17V19H86V18H85V15H86L87 13H84V14H85V15H84V14H82V12H79ZM104 14H105V13H104ZM110 14H111V13H110ZM178 14H179V13H178ZM186 14H187V13H186ZM208 14H210V13H208ZM214 14H215V13H214ZM239 14H240V13H239ZM241 14H242V13H241ZM250 14H251V13H250ZM0 15H1V14H0ZM13 15H14V14H13ZM31 15H32V14H31ZM55 15H54V16H55ZM75 15H76V14H75ZM82 15H83V16H82ZM99 15H100V14H99ZM106 15H107V14H106ZM123 15L125 16L126 14L123 13ZM123 15L121 16V15L119 14V16H120L121 18L123 17ZM128 15H129V16L131 17V19H132V20L129 19L128 22L126 21L128 24H127L126 22L124 23V21L122 20V24H125V25H124L125 28H124L123 30H124V31L126 30V32H124V31L122 30V31L125 33V36H124V37L122 36L124 39H125V37H126V34H127L128 30H129V32H131L132 29H133V31H134V29H135V30L137 29V25L139 26V27H138V29H139V28H141V27H140L141 25H146L147 23H150V24H151V23L153 22V21H152V22H148V21L146 20L147 23L144 24V22H146V21L144 20V22H143V24H142V23H141V22L143 21L142 18H144V17H140V16L137 17V13H134V12H133L132 14H127L126 16H128ZM154 15H156V14L154 13ZM160 15H161V14H159V17H160ZM165 15H166V14H165ZM174 15H175V14H174ZM180 15H181V14H180ZM187 15H188V14H187ZM187 15H186V16H187ZM211 15H212V14H210V16H211ZM228 15H229V14H228ZM9 16H10V15H9ZM17 16H19V15H17ZM17 16L15 17L16 19H17ZM24 16H25V14H24ZM34 16H35V15H34ZM56 16H55V17H56ZM72 16H73V17H72ZM86 16H87V15H86ZM88 16H89V15H88ZM88 16H87V17H88ZM90 16H91V15H90ZM90 16H89V17H90ZM119 16H116V17H119ZM126 16H125V17H126ZM167 16H169V15L167 14ZM176 16H177V15H176ZM188 16H189V15H188ZM195 16H196V17H195ZM207 16H208V15H207ZM207 16H206V19H207ZM210 16H208V18H209V19H207L208 21H210ZM229 16H230V15H229ZM232 16H233V15H232ZM242 16H243V15H242ZM242 16H241V17H242ZM252 16H253V14H252ZM254 16H255V15H254ZM4 17H5V16H4ZM7 17H8V15H7ZM29 17H31V16L29 15ZM29 17H28V18H29ZM55 17H54V18H55ZM59 17H57V19H55V21H56L58 24H59L60 21L62 20V19L59 18ZM61 17H62V16H61ZM78 17H80V16L78 15ZM89 17H88V18H89ZM91 17H92V16H91ZM93 17H95V15H93ZM96 17H98V15H97ZM99 17H103V16L100 15ZM130 17H129V18H130ZM178 17H179V16H178ZM181 17H182V16H181ZM181 17H180V18H181ZM203 17H204V18H203ZM212 17H213V15H212ZM243 17H244V16H243ZM257 17H259L258 14H257ZM257 17L255 16L254 18H257ZM262 17H264V16L262 15ZM2 18H3V17H2ZM12 18H13V17H12ZM20 18L22 19V17H19L18 19H20ZM33 18H34V17H33ZM58 18H59V19H58ZM70 18H73V20L76 18V16H75V18H74V13H73V11L71 12V17H70ZM111 18H112V20H111V19H110V20H111L112 22H111L110 20H108V21H110V22H108V21L106 20V17H104L102 20H103V22H104V19H105L106 22L108 23V25H111L108 29H110V28L112 29V28H113L112 25H116V26H118V28H117L116 26H114V27H115V30H114V28H113L114 31H118L117 29H119V25H120V26L122 25L121 23H119V18H118V19L116 18V19H117V22H114V21H113V17H111ZM114 18H115V17H114ZM126 18H127V17H126ZM126 18H125V20H127ZM135 18L137 19V22H139V20L141 19V20H140V21H141V22H140L141 24H140V23L138 24V23L136 22ZM151 18H152V17H151ZM157 18H158V16H157ZM161 18H162V17H161ZM161 18H160V22H159V21H158V22L156 21V23H157L156 25H152V24H154V23H152L151 25L149 24V25L151 26V28H150L149 25H146L147 27L149 26L150 29L146 27V30H147V29H148V30H147V33L144 34V35H143V33H144L143 30H145V27H144V26H143V30H140L141 32H139L138 30H137V32L135 31V34H136V33H141L140 37H142V38H139L140 41H141V39H144L145 37H147V36L150 35V34L153 35V33H156V32H157V33H160V31H162L163 29H166V28L169 27V24L171 23V21H169V23H168V18L165 17L164 15H163V18H162V19H161ZM186 18H187V17H186ZM202 18H203V19H202ZM254 18H253V19H254ZM9 19H10V18H9ZM24 19H25V18H24ZM30 19H31V18H30ZM52 19H53V18H52ZM68 19H69V17L67 18V20H68ZM76 19H77V18H76ZM79 19H80V21H81V18H79ZM93 19H94V18H93ZM107 19H109V18L107 17ZM122 19H124V17H123ZM174 19H175V18H174ZM174 19H173V20H174ZM188 19H190V17H189ZM192 19H193V16L191 17V20H192ZM211 19H212V18H211ZM230 19H232V18H230ZM230 19H229V20H230ZM233 19H234V18H233ZM238 19H239V18H238ZM238 19H236V20H238ZM260 19H261V18H260ZM4 20H5V19H4ZM12 20H13V19H12ZM22 20H23V19H22ZM22 20H21V21H20V20H17V22L19 21V23H22V22L24 23V21H22ZM50 20H51V19H50ZM53 20H54V19H53ZM67 20H66V22H67ZM73 20H71V22H72ZM77 20H78V19H77ZM82 20H83V19H82ZM88 20H89V19H88ZM94 20H95V19H94ZM94 20H93V21H94ZM114 20H115V19H114ZM153 20H154V19H153ZM197 20H196V21H197ZM202 20H203V21H202ZM207 20H206V21H207ZM239 20H240V19H239ZM255 20H256V19H255ZM258 20H259V18H258ZM31 21H32V19H31ZM37 21H39V20H37ZM51 21H52V20H51ZM68 21H69V20H68ZM80 21H79V23L77 24L78 26L80 25V23L83 22V21H82V22H80ZM86 21H87V19H86ZM90 21H92L91 18H90ZM90 21H89V22L87 21V23H89L90 25H87V23L85 22V20H84L83 23H86V24H84V25H85V26H89L88 28H90V30L95 29V30H94L95 32H100V30H98L100 27H97V30H96V28H95V26H94L96 23H98V24H97L98 26L100 25L99 23H102V22L100 21V18H99V19L97 18V20H95V21H97V22H95V21L92 22V25H91V22H90ZM98 21H100V22H98ZM150 21H151V20H150ZM154 21H155V20H154ZM189 21H190V20H189ZM194 21H195V19L193 20V22H194ZM25 22H26V24H27L28 21L26 20ZM29 22H30V21H29ZM52 22H53V21H52ZM52 22H50V23H52ZM66 22H65V20H64V23H66ZM135 22H136L137 24H135ZM173 22L175 23V20H174ZM173 22H172V23H173ZM176 22H177V21H176ZM233 22H234V21H233ZM233 22H232V23H233ZM241 22H243V21L241 20ZM257 22H260V21H257V20L255 21V23L258 25ZM10 23H11V22H10ZM10 23H9V24H10ZM14 23H16V22H14ZM19 23H18V24H19ZM23 23H22V24H23ZM53 23H54V22H53ZM53 23H52V25H53ZM57 23H55V27H56V24H57ZM62 23H63V21H61L59 27H60L61 25H62L63 27H64L65 25H67V26L69 25V24H67V23H66V24H62ZM68 23H70V22H68ZM73 23H74V22H73ZM83 23H82V25H83ZM110 23H112V24H110ZM113 23H115V24H113ZM118 23H119V25H117ZM181 23H182V22H181ZM190 23H191V22H190ZM227 23H228V22H227ZM234 23H235V22H234ZM234 23H233V24H234ZM238 23H239V22H238ZM238 23H237V24H238ZM262 23H264V22H262ZM18 24H17V26H18ZM22 24H21V25H22ZM26 24H25V25H26ZM29 24H30V23H29ZM33 24H36V23H35V22H34V23L32 22V24H30V26L32 25L33 27H32V28L29 27V28L33 29V28L35 27V25H33ZM47 24H48V23H47ZM104 24H105V23H103V25H104ZM193 24H194V26H193ZM193 24H192V26L195 27V29H196V28H199V25H198L197 23H196V24L198 25L197 27L195 26V23H193ZM220 24H222V23H220ZM223 24H224V22H223ZM240 24H241V23H240ZM0 25H1V24H0ZM14 25H15V24H14ZM21 25H19V27H20ZM27 25H28V24H27ZM38 25H39V24H38ZM38 25H36V27H38V28H40V29H41V28L43 29V27H44L43 25H46V24H42V25L40 24L42 27H40V25H39V26H38ZM77 25H76V27H75V26H72L71 29L73 28V30H75V29L78 27ZM82 25L80 26V28L82 27ZM170 25H171V24H170ZM225 25H227V24H225ZM49 26H50V24H49ZM67 26H65L66 29H63V27H62V29L67 31V30H68ZM70 26H71V24H70ZM85 26H83V27H85ZM91 26H92V27H91ZM93 26H94V27H93ZM106 26H107V25L105 24L104 27H106ZM122 26H123V25H122ZM135 26H136V28H135ZM167 26H168V27H167ZM182 26H184V25H182ZM204 26H203V27H204ZM251 26H252V25H251ZM251 26H250V27H251ZM254 26H255V25H254ZM260 26H262V25L260 24ZM14 27H15V26H14ZM36 27H35V28H36ZM65 27H64V28H65ZM68 27H69V26H68ZM74 27H75V29H74ZM83 27L81 28L82 30L84 29ZM102 27H103V26H102ZM107 27H108V26H107ZM107 27H106V28H107ZM177 27H178V26H177ZM193 27H192V29H193L192 31H194V28H193ZM203 27H202V29H204ZM217 27H220V26H217ZM222 27H223V25H222ZM258 27H259V26H258ZM9 28H10V27H9ZM24 28H25V26H24ZM24 28H23V29H24ZM26 28H27V27H26ZM35 28H34V30H35ZM47 28H49V27H47ZM47 28H45V29H47ZM69 28H70V27H69ZM86 28H87V27H86ZM86 28H85L84 31H82V33H81V29H79V30H80V33H81L80 35H83V34H84V35H85V34H86V35H87V34L89 35V32H90V31L88 30V28H87V29H86ZM122 28H123V27H122ZM122 28H120V29H122ZM200 28H199V29H200ZM224 28L226 29L227 27L224 26ZM251 28H252V27H251ZM262 28H263V27H262ZM31 29H28V33H29V35L32 34V35H31V37H32V36H33V32H35V31H37V30H35V31H33V32H30L29 30H31ZM40 29H39V30H40ZM42 29H41V30H42ZM45 29H43V31H40V32H43V33H41V35L44 34ZM50 29H51V28H49V31L47 30L46 32H47V33L49 32L48 34L52 35V37H51V38L49 37V40H48L47 37H45V38H43L44 41H46V40L50 41V40L52 39L53 41H52L51 43H50V42H49V43H50V44H53L54 41H55L54 43H56V38H58V39L61 38V39H62V37H59V36L56 37V35H58V34H57V31L55 30V28L52 29V30H54V31L51 30L53 33L56 31V33L54 34L56 38L53 39V34L50 33ZM104 29H105V28H103L102 32H100V33H102V35H104L105 33H106V35H108L107 33H108L110 30L108 31L107 29H105V30H107V32H105ZM130 29H131V31H130ZM190 29H191V28H190ZM199 29H197L198 32H199ZM202 29H201V30H202ZM256 29H258V28L256 27ZM16 30H17V29H16ZM20 30L23 31V30L21 29V27H20V29H19V35L21 34ZM25 30H26V29H25ZM59 30H60V29H59ZM59 30H58V32H59ZM86 30H88L89 32L87 33ZM113 30H111V31L114 32ZM230 30H231V29H230ZM259 30H260V28H259ZM261 30H262V29H261ZM26 31H27V30H26ZM26 31H25V32H26ZM60 31H62V30H60ZM75 31H78V29H76ZM94 31H92V32L90 33V36H86V35H85V36L87 37V40H86V41H87L88 43H89L88 40H90L89 48L92 47V46L94 45V43H96V44H97V43H100V42H101L100 40H102L103 38H104L103 41H105V39H106V37H104L105 35H104V36H101V34H98L99 37H100V36L103 37V38H99V37L97 36V37L99 38V39H98L99 41H98L97 38H95L97 33H95V34H94V38H95L97 41H94L95 39H94V40L92 39V40L94 41V42H93V41L91 40V38H93V37H91V35H92V33H94ZM103 31H104L105 33H104ZM122 31H121V32L118 31V32L122 33ZM186 31H187V30H186ZM197 31H196V32H197ZM202 31H203V30H202ZM205 31H206V30H205ZM213 31H214V30H213ZM25 32H24V33H25ZM38 32H39V31H37L38 37H37V35H34L35 37L33 36V38H36V37H37V39H35V40H38V41L40 40V41H39V42L37 41V43H35V44L41 46L42 44H38V43H41V42H42V41H41L42 38L39 39V36L41 37V35L39 34L40 32H39V33H38ZM46 32H45V33H46ZM62 32H65V31H62ZM62 32H61V34H60L61 36H62V34H63ZM69 32H71L70 29H69ZM73 32H74V31H73ZM83 32H86V33H83ZM129 32H128V34H129ZM145 32H146V31H145ZM165 32H166V31H165ZM194 32H195V31H194ZM221 32H222V31H221ZM221 32L218 31L216 34H217V35H218V33L221 34ZM253 32H255V31H253ZM253 32H252V34H253ZM257 32H258V31H257ZM263 32H264V28H263ZM263 32H262V33H263ZM157 33H156V34H157ZM161 33H164V32H161ZM227 33H228V32H227ZM245 33H246V32H245ZM22 34H23V33H22ZM34 34H36V33H34ZM69 34H70V33H69ZM75 34H76V32H75ZM78 34H79V31H78ZM115 34L117 35L118 33L114 32V34H111V32H109V35H108V36H109V38H112V37H110V36H111V35H115ZM135 34H133V35H135ZM164 34H165V33H164ZM199 34H201V33H199ZM235 34H236V33H235ZM256 34H257V33H256ZM15 35H16V34H15ZM24 35H26V34H23V36H24ZM29 35H28V37H29ZM65 35H66V39H68V38H67L68 35L66 34V32H65ZM65 35H64V37H63L64 39H65ZM80 35H78V36H80ZM116 35H115V36H116ZM122 35H123V34H122ZM136 35H137V34H136ZM136 35H135V36H136ZM142 35H143V36H142ZM170 35H171V34H170ZM194 35H195V34H194ZM197 35H198V33H197ZM202 35H204V34H202ZM202 35H201V37H202ZM205 35H206V34H205ZM210 35H211V34H210ZM240 35H242V34H240ZM245 35H247V34H245ZM245 35H244V36H245ZM254 35H255V34H254ZM259 35H260V33H259ZM263 35H264V34H263ZM16 36H17V35H16ZM44 36H47V34H44ZM44 36H43V37H44ZM48 36H49V35H48ZM78 36L74 35V37H75L74 39L70 36V37L72 38V40H71L72 42L69 41L70 39L68 40V42H70V44L73 45V47L76 46V43H77V41H78L76 38H78L80 41L84 39V38L82 39V36H81V39H80V37H78ZM150 36H151V35H150ZM150 36H148V37H150ZM157 36H158V34H157ZM159 36H160V35H159ZM163 36H164V35H163ZM163 36H162V37H163ZM198 36H199V35H198ZM198 36H196V37H198ZM214 36H215V34H214ZM225 36H226V35H225ZM7 37H8V36H7ZM14 37H15V36H14ZM24 37L26 38V36H24ZM24 37H22V38H24ZM31 37H30V39H31ZM86 37H85V39H86ZM89 37H90V39H88ZM122 37H120V39H121L122 42H120V40H119V36H118V41H117V42L123 43V39H122ZM138 37H139V35H138ZM143 37H144V38H143ZM160 37H161V36H160ZM160 37H158V38H159V39H162V37H161V38H160ZM186 37H187V36H186ZM209 37H210V36H209ZM215 37H216V36H215ZM219 37H220V36H219ZM245 37H246V36H245ZM250 37H251V36H249V38H250ZM18 38H21V37L19 36ZM25 38H24V39H25ZM109 38H108V39H109ZM114 38H115V37H114ZM114 38H112V42H110V43H113ZM135 38H136V40L138 39L137 36H136ZM154 38H155V36H154ZM154 38H153V39H154ZM180 38H181V37H180ZM183 38H184V37H183ZM198 38H199V37H198ZM255 38H256V37H255ZM257 38H258V37H257ZM262 38H263V36H262ZM30 39H28V41H26V42H29ZM58 39H57V40H58ZM64 39H63V41L66 43V41H65ZM75 39H76V42L74 41L75 43L72 44V43H73V40H75ZM108 39H107V40H108ZM116 39H117V38H116ZM116 39H115V40H116ZM129 39H130V38H129ZM129 39H128V41H126L127 39L125 40L127 43H125V42H124V44H120V43H118V45H120V46L124 45V46L121 47V48H123V47H126L127 44H128V45L135 44V45H132V46H128V45H127L128 47H130V49L134 50V49L137 47V46H136V42H135L136 40H135V41H134V40L132 41V39H131V40H130L131 42H129ZM139 39H138V40H139ZM146 39H147V38H146ZM146 39H145V40H146ZM150 39H151V38H150ZM203 39H204V37H203ZM214 39H215V38H214ZM217 39H218V37H217ZM221 39H222V38H221ZM234 39H235V38H234ZM260 39H261V37H260ZM6 40H7V38H6ZM20 40H21V39H20ZM20 40H19V41H20ZM26 40H27V39H26ZM110 40H111V39H110ZM148 40H149V38H148ZM169 40H170V39H169ZM177 40H178V39H177ZM197 40H198V39H197ZM200 40H201V38H200ZM210 40H212V39H210ZM227 40H229V39H227ZM240 40H241V39H240ZM240 40H239V42L241 43ZM245 40H246V39H244V41H245ZM256 40H257V39H256ZM17 41H18V39H17ZM23 41H24V40H22L21 45H22V43H25V44H26V42H23ZM31 41H33V40H31ZM31 41H30V44L28 43V45H27V44H26V45H27V46L30 45V46L32 47V45H31L32 42H31ZM48 41H46V43H47ZM58 41H59V40H58ZM86 41H85V42H86ZM91 41L93 42V45H90V44H92ZM160 41H161V40H160ZM166 41H167V40H166ZM178 41H179V40H178ZM194 41L196 42V38H195ZM212 41H213V40H212ZM215 41H216V40H215ZM230 41H231V40H230ZM249 41H251V39H250ZM3 42H4V41H3ZM6 42H7V41H6ZM12 42H13V40H12ZM12 42H11V43H12ZM15 42H16V41H15ZM59 42H62V41L60 40ZM64 42H62V44H60V45H62V46H61V49H60L59 53L61 52L62 55H61V53H60V55H61L60 57L58 56L59 53L56 55V56L59 58L60 62L57 61L56 58H55V60H56L57 62H59V63L62 62L61 64H63V65L65 64L64 61L69 60V59H67V56H66V55H71V54H72V53H70L71 51L69 52V51L66 49V45H67V43H66V45H64V44H65ZM83 42H84V41H83ZM87 42H86V43H87ZM105 42H106V41H105ZM133 42H135V43H133ZM191 42H192V41H191ZM218 42H219V41H218ZM239 42H238V43H239ZM258 42L261 43L260 40H259ZM262 42L264 43V41H262ZM42 43L45 44V45H43V46L45 47V46H46V43H44V42H42ZM57 43H58V42H57ZM63 43H64V44H63ZM81 43H82V42H81ZM86 43H83V44H85L86 46H85V45H84V46H85L86 48H88ZM130 43H132V44H130ZM138 43H140V42H138ZM138 43H137V44H138ZM161 43H162V42H161ZM206 43H207V46H208V43H210V42L208 41V42H206ZM7 44H8V43H7ZM17 44H19V43L17 42ZM25 44H24V45H25ZM35 44H34V46H35ZM70 44L68 43L69 47H71ZM79 44H80V43H79ZM83 44H81V45L83 46ZM102 44H103V43L101 42L100 45H102ZM106 44H107V43H105L104 45H106ZM125 44H126V45H125ZM142 44H143V43H142ZM190 44H191V43H190ZM200 44H201V42H200ZM236 44H237V43H236ZM236 44H235V45H236ZM242 44H243V45H240V46H245L244 43H242ZM247 44H248V46H249V43H248V42H247ZM250 44H251V43H250ZM14 45H15V44H14ZM55 45H56V44H55ZM55 45H54V46H55ZM60 45L58 44V46H60ZM63 45L65 46V48L63 47ZM68 45H67V48H69ZM98 45H99V44H98ZM100 45L97 46V47H102V46H100ZM104 45H103V46H104ZM112 45H114V44H110V46H108V47L106 46V47H107V50L109 49V47H114V46L116 47V46H117L116 43H115L114 46H112ZM139 45H140V44H139ZM191 45H192V44H191ZM204 45H205V43L203 44V47H204ZM220 45H221V44H220ZM6 46H7V45H6ZM8 46H9V45H8ZM15 46H16V45H15ZM18 46H19V45H18ZM18 46H17V47H18ZM78 46H80V45L77 44V47H78ZM145 46H146V45H145ZM164 46H165V45H164ZM175 46H176V44H175ZM179 46H180V45H179ZM195 46H196V44H195ZM214 46H215V45H214ZM225 46H226V45H225ZM231 46H232V45H231ZM248 46L246 45V47H248ZM258 46H259V44H258ZM261 46L264 47V45H261ZM12 47H14V46L11 45V48H12ZM19 47H22V46H19ZM23 47H24V46H23ZM23 47H22V48H23ZM36 47H38V46H36ZM44 47H43V48H44ZM48 47H49V45H48ZM48 47H47L46 49H49ZM51 47H52V46H51ZM73 47H71L72 49H71V48H69V49H70V50H73V54H74V48H73ZM77 47H75V48H77ZM85 47H83V51L85 50ZM104 47H105V46H104ZM104 47L102 48V50H105V49H106V47H105V48H104ZM131 47H132V48H131ZM146 47H147V46H146ZM146 47H145V48H146ZM157 47H158V46H157ZM183 47H184V46H183ZM215 47H217V46H215ZM220 47H221V46H220ZM246 47H245V48H246ZM256 47H257V46L255 45V48H256ZM263 47H262V48H263ZM7 48H9V47H7ZM11 48H9V49H11ZM14 48H15V47H14ZM14 48H13V49H14ZM28 48L30 49V47H28ZM32 48H33V47H32ZM43 48L41 47V49H39V51L42 50V52H43V54H44L45 49H44V51H43ZM57 48L59 49V47H57ZM79 48H81V47H79ZM89 48H88V49H89ZM94 48L98 50V48H96L95 46H94ZM94 48H92V49H90V50L92 51V50H94ZM133 48H134V49H133ZM151 48H152V47H151ZM154 48H155V46H154ZM159 48H160V47H159ZM163 48H164V47H163ZM163 48H162V49H163ZM204 48H205V47H204ZM235 48H236V46H235ZM245 48H244V49H245ZM248 48H250V46H249ZM262 48H261V50H262ZM13 49L11 50L12 52H13ZM18 49H19V48H18ZM23 49L25 50V47H24ZM26 49H27V48H26ZM52 49H53V48H52ZM58 49H57V51H58ZM65 49L69 52L68 54H66L67 51H66ZM112 49H113V48H112ZM138 49H139V48H138ZM172 49H173V48H172ZM184 49H185V48H184ZM205 49H206V48H205ZM205 49H204V50H205ZM237 49H238V48H237ZM250 49H251V48H250ZM256 49H257V48H256ZM256 49H255V50H256ZM259 49H260V47H259ZM37 50H38V49H37ZM37 50L34 49V52H33L32 49H31L30 52L32 51L33 53H35V51H37ZM90 50H86L84 54L82 53L83 51L81 50V54H83V55L88 54V56H89V54L92 55V54L94 53V51H95V52L97 51V50H94L93 53H92V52L89 53ZM114 50H115V49H114ZM114 50H112V51H113V54L116 53V54H118L117 56H119V57H117L116 54H114L113 57H116V58L119 59V58H120L119 51H120L121 49H120V50H119V49H116V50H118V52H116V50H115V51H114ZM124 50H125V49H124ZM146 50H147V49H146ZM186 50H187V49H186ZM191 50H192V49H191ZM220 50H221V49H219L218 51H220ZM226 50H227V49H226ZM230 50L232 51V48H231ZM235 50H236V49H235ZM239 50H240V49H239ZM255 50H254V51H255ZM11 51L8 50V52H11ZM16 51L18 52L17 49H16ZM49 51L51 52V50H48L47 52H49ZM75 51H76V49H75ZM105 51H106V50H105ZM109 51H110V50H109ZM129 51H131V50L128 49V50H127V53H128ZM151 51H152V50H151ZM166 51H167V50H166ZM174 51H175V50H174ZM178 51H179V50H178ZM215 51H216V50H215ZM241 51H242V50H241ZM256 51H257V52H260V50H258V49H257ZM256 51H255V52H256ZM262 51H263V50H262ZM19 52H20V51H19ZM24 52H25V51H24ZM76 52H77V51H76ZM78 52H79V49H78ZM86 52H87V53H86ZM98 52H100V51L98 50ZM98 52H97V53H98ZM110 52H111V51H110ZM176 52H177V51H176ZM224 52H225V51H224ZM224 52H223V53H224ZM234 52H235V51H234ZM239 52H240V51H239ZM239 52H238V53H239ZM255 52H254V53H255ZM257 52H256V53H257ZM14 53H15V52H14ZM51 53H52V52H51ZM51 53H50V55H51ZM97 53H94L93 55L96 54V56L99 57ZM102 53H104V52H102ZM111 53H112V52H111ZM120 53H121V51H120ZM129 53H130V52H129ZM161 53H163V52H161ZM174 53H175V52H174ZM186 53H187V52H186ZM188 53H189V52H188ZM207 53H208V52H207ZM207 53H206V56H207ZM210 53H211V51H210ZM232 53H233V52H232ZM238 53H237V54H238ZM245 53H246V51H245ZM254 53H253V54H254ZM261 53H262V52H261ZM263 53H264V51H263ZM9 54H10V53H9ZM21 54H22V49H21ZM36 54H37V53H36ZM52 54H53V53H52ZM55 54H56V53H55ZM73 54H72V56H73ZM75 54H77V53H75ZM81 54H80L79 56H81ZM136 54H137V53H136ZM165 54H166V53H165ZM211 54H213V53H211ZM214 54H215V53H214ZM216 54H217V53H216ZM228 54H229V53H228ZM228 54H226V55H228ZM243 54H244V53H243ZM246 54H247V53H246ZM248 54H249V53H248ZM251 54H252V53H251ZM257 54H258V53H257ZM101 55H102V54H101ZM103 55H104V54H103ZM108 55H109V52H108ZM128 55H129V54H128ZM138 55H139V53H138ZM148 55H149V54H148ZM175 55H177V54H175ZM183 55H184V53H183ZM189 55H190V53H189ZM31 56H32V55H31ZM45 56H46V55H45ZM45 56H44V57H45ZM51 56H52V55H51ZM88 56L86 55V58H87ZM110 56H111V58H113L112 55H110ZM129 56H130V55H129ZM131 56H132V55H131ZM131 56H130V58H131ZM141 56L143 57V55H141ZM141 56L139 55V57H141ZM187 56H188V55H187ZM187 56H186V57H187ZM220 56H221V55H220ZM220 56H219V57H220ZM222 56H223V54H222ZM233 56H234V55H233ZM233 56H232V57H233ZM239 56H240V55H239ZM239 56H238V57H239ZM253 56H254V55H253ZM7 57H10V55H7ZM19 57H20V56H19ZM21 57H23V56H21ZM41 57H42V56H41ZM53 57H54V55H53ZM53 57H51V58L53 59ZM69 57H71V56H69ZM74 57H75V55L73 56V58H74ZM89 57H90V56H89ZM97 57H96V58H97ZM106 57H107V53H106ZM108 57H109V56H108ZM169 57H170V56H169ZM186 57H185V58H186ZM224 57H225V56H224ZM230 57H231V56H230ZM243 57H244V55H243ZM245 57H246V55H245ZM71 58H72V57H71ZM71 58H70V59H71ZM76 58H77V57H76ZM81 58L84 59V56L81 57ZM86 58H85V59H86ZM100 58H101V57H100ZM100 58H98V59H99L98 63H100V62H104L103 60H106V59H107V58L105 59L104 56H102V58H104L103 60H101ZM109 58H110V57H109ZM109 58H108V59H109ZM130 58H128V59H129V61H127L128 63H130ZM132 58H133V57H132ZM132 58H131V60H132ZM165 58H166V57H165ZM178 58H179V57H178ZM189 58H190V56H189ZM214 58L217 59L218 57L216 58L215 55H214ZM82 59H81L80 61H78V66H79V63H80V62L83 63V60H82ZM85 59H84V60H85ZM89 59H90V58H89ZM93 59L95 60V56H94ZM113 59H115V58H113ZM125 59H126V58H125ZM137 59H139V58L137 57ZM137 59H136V60H137ZM149 59H150V58H149ZM160 59H161V58H160ZM201 59H202V58H201ZM203 59H206V58H203ZM203 59H202V61H203ZM212 59H213V58H212ZM212 59H211V60H212ZM221 59H223V58L221 57ZM221 59H220V60H221ZM226 59H227V57H226ZM226 59H225V60H226ZM249 59H251V57H250ZM41 60H42V59H41ZM75 60H77V59H75V58L72 59V60H71V63H72V62L74 63ZM78 60H79V59H78ZM87 60H88V58H87ZM100 60H101V61H100ZM111 60H112V59H111ZM111 60H109L108 62L105 61V62H107L108 64H107V63L105 64V62H104V63H102V66L104 67L103 64L107 65L108 67L105 68V69H106L105 73H106V72H108V73L110 72L111 75H112V72H114V71H118L117 68L120 67V65H121L120 63H121V62H118V63H117L116 61H118V60L116 59V61L114 60L115 63H113V62H111ZM126 60H127V59H126ZM126 60H125V61H126ZM134 60H135V59H134ZM136 60H135V61H136ZM163 60H164V59H163ZM171 60H172V59H171ZM193 60H194V59H193ZM209 60H210V59H209ZM220 60H219V61H220ZM225 60H224V61H225ZM230 60H232V59H230ZM244 60H245V59H244ZM244 60H243V61H242V59L237 60V61H239V63H237V64H239V65H237V68L240 66V64H241L242 62H244ZM251 60H252V59H251ZM251 60H250V61H251ZM112 61H113V60H112ZM119 61H120V60H119ZM125 61H123V63H124ZM132 61H133V60H132ZM132 61H131V62H132ZM153 61L155 62L156 60H153ZM198 61H199V60H198ZM205 61H206V60H205ZM207 61H208V59H207ZM237 61H236V62H237ZM240 61H242V62H240ZM39 62H40V61H39ZM43 62L46 63L45 61H43ZM47 62H48V61H47ZM68 62H69V61H68ZM94 62H95V61H94ZM109 62H110L111 64H109ZM133 62H134V61H133ZM133 62H132V63H133ZM160 62H161V61H160ZM172 62H173V61H172ZM179 62H180V61H179ZM186 62H187V60H186ZM220 62H221V61H220ZM230 62H232V61H230ZM230 62H229V63H230ZM234 62H235V61H234ZM234 62H233V63H234ZM247 62H249V61H247ZM263 62H264V61H262V62H260V63L262 64ZM89 63H90V64H93V62L91 63V60L88 62V64H89ZM96 63H97V62H95V65H96ZM123 63H122V64H123ZM132 63H130V64H132ZM137 63H138V61H137ZM147 63H149V61H147ZM193 63H194V61H193ZM196 63H197V61H196ZM196 63H195V64H196ZM199 63H201V62H199ZM215 63H216V61H215ZM218 63H219V62H218ZM225 63H226V61H225ZM245 63H246V61L244 62V65H247V64H245ZM46 64H47V63H46ZM48 64H49V63H48ZM48 64H47V66H49ZM66 64H67V63H66ZM66 64L64 65V68H65ZM75 64H77V62H75ZM90 64H89V65H90ZM134 64H135V62H134ZM139 64H140V63H139ZM141 64H142V63H141ZM177 64H178V62H177ZM186 64H187V63H186ZM189 64H190V63H189ZM202 64H203V63H202ZM235 64H236V63H234L233 65H235ZM242 64H243V63H242ZM242 64H241V66H244V65H242ZM261 64H260V65H261ZM71 65H72V64H71ZM83 65H84V63H83ZM85 65H86V64H85ZM136 65H137V64H136ZM136 65H135V66H136ZM152 65H153V63H152ZM155 65H157V64H155ZM190 65H191V64H190ZM227 65H228V62H227ZM230 65H231V64H230ZM0 66H1V65H0ZM38 66H39V65H38ZM61 66H62V65H61ZM61 66L59 65V67H61ZM76 66H77V65H76ZM80 66H81V65H80ZM92 66H93V65H92ZM98 66H100V68L102 67L100 64H98ZM98 66H97V67H98ZM130 66H131V65H127V67H130ZM135 66H134V67H135ZM191 66H192V65H191ZM196 66H197V65H196ZM222 66H223V64H222ZM231 66H232V65H231ZM231 66H230V67H231ZM241 66H240V69H242ZM35 67H37V66H35ZM62 67H63V66H62ZM66 67H69V68H67V69H70V66H66ZM72 67H75V65H73ZM81 67H82V66H81ZM83 67H85V66H83ZM83 67H82V68H83ZM86 67H87V66H86ZM97 67H93L92 69L97 68ZM123 67L125 68V67H126V64H125V66H123ZM127 67H126V68H127ZM137 67H139V66H137ZM170 67H171V66H170ZM187 67H188V66H187ZM193 67H194V66H193ZM224 67H225V65H224ZM228 67H229V66H228ZM255 67H257V66H255ZM42 68H43V66H42ZM44 68H45V66H44ZM87 68H89V67H87ZM98 68H99V67H98ZM107 68H108V71H107ZM140 68H141V67H140ZM180 68H181V67H180ZM180 68H179V69H180ZM191 68H192V67H191ZM225 68H226V67H225ZM245 68H246V67H245ZM245 68L243 67V69H245ZM40 69H41V68H40ZM48 69H49V67H48ZM72 69H74V68H72ZM77 69H78V68H75L76 71H77ZM85 69H86V68H85ZM85 69H83V70H85ZM92 69H90L89 72L92 71ZM105 69L103 68V70H105ZM121 69H122V68H120V70H121ZM197 69H198V68H197ZM235 69H236V68H235ZM243 69H242V70H243ZM31 70H32V68H31ZM37 70H38V69H37ZM83 70H82V71H83ZM86 70H87V69H86ZM94 70H97V69H94ZM99 70H100V69H99ZM191 70H192V69H191ZM42 71H43V70H42ZM76 71H74V72H76ZM78 71H79L80 73H82V72L80 71V69H79ZM121 71H122V70H121ZM157 71H158V70H157ZM187 71H188V70H187ZM189 71H190V70H189ZM234 71H235V70H234ZM234 71H233V72H234ZM236 71H239V70H236ZM68 72H70V71H68ZM87 72H88V71H87ZM87 72H86V74H85V72H84V74H82V75H85L86 78H87L86 75L89 73V72H88V73H87ZM92 72H93V71H92ZM100 72H101V70H100ZM194 72H195V70H194ZM194 72H193V73H194ZM240 72H241V71H240ZM90 73H91V72H90ZM96 73L98 74V70L96 71ZM108 73H107V74H108ZM114 73H118V72H114ZM146 73H147V71H146ZM217 73H218V72H217ZM234 73H235V72H234ZM242 73H243V72H242ZM47 74L50 75L49 73H47ZM65 74H66V73H65ZM71 74H72V72H71ZM77 74H79V73H77ZM97 74H96V75H97ZM100 74H101V73H100ZM103 74H104V72H103ZM180 74H181V73H180ZM183 74H187V72H186V73L184 72ZM211 74L214 75V74H216V73L212 72ZM0 75H1V74H0ZM74 75H75V74H74ZM88 75H90V74H88ZM91 75H92V74H91ZM117 75H118V74H117ZM124 75H127V74L125 73ZM198 75H199V78H200V76H202L203 74H201V75L198 74ZM198 75H197V76H198ZM208 75H209V74H208ZM237 75H238V73H237ZM237 75H236V76H237ZM76 76H78V75H76ZM92 76H93V75H92ZM108 76H110V75L108 74ZM108 76H107V77H108ZM180 76H182V75H180ZM186 76H188V75H186ZM186 76H185L184 79H186ZM204 76H205V74H204ZM215 76H216V75H215ZM50 77H51V75H50ZM66 77H67V76H66ZM80 77H81V76L79 75L78 79H79ZM93 77H96V76H93ZM93 77L91 78V76H90L91 79H86V78H84V76H83L82 78H83V80L85 79L84 81H87V82L90 81L91 84H94V83H92V82H95L97 78L93 79ZM97 77H101V76H100V75H99V76L97 75ZM127 77H129V76H127ZM0 78H3V75H2ZM15 78H16V77H15ZM20 78H21V80H22V77H20ZM20 78H19V79H20ZM76 78H77V77H76ZM82 78H80V79H82ZM88 78H89V77H88ZM104 78H105V77H104ZM104 78H103V80H104ZM206 78H207V77H206ZM206 78H205V80H206ZM3 79H4V78H3ZM71 79H72V78H71ZM80 79H79V80H80ZM99 79H100V78H99ZM150 79H151V78H150ZM202 79H203V80H202ZM216 79H217V78H216ZM219 79H220V78H219ZM0 80H1V79H0ZM7 80H8V79H7ZM17 80H18V79H17ZM21 80H19L20 83H21ZM91 80H94V81H91ZM97 80H98V79H97ZM100 80H101V79H100ZM100 80H99V81H100ZM105 80H106V79H105ZM168 80H169V79H168ZM179 80H180V79H179ZM186 80H187V79H186ZM199 80H200V79H199ZM201 80L204 81V78H201ZM209 80H210V78H209ZM211 80H212V79H211ZM213 80H214V79H213ZM217 80H218V79H217ZM1 81H3V80H1ZM1 81H0V83H1ZM24 81H25V80H24ZM65 81H66V80H65ZM80 81H81V80H80ZM84 81H81V82H84ZM99 81H98V82H99ZM101 81H102V80H101ZM4 82H6V81H4ZM16 82H17V81H16ZM78 82H79V81H78ZM78 82H76V83L74 82L75 85H77ZM103 82H106V81H103ZM103 82H101V83H103ZM177 82H178V81H177ZM182 82H183V81H182ZM22 83H23V82H22ZM24 83H25V82H24ZM65 83H66V82H65ZM1 84H2V83H1ZM1 84H0V85H1ZM3 84L5 85V83H3ZM6 84H8V83H6ZM11 84L13 85L12 81H11ZM17 84H18V83H17ZM17 84H16V85H17ZM26 84H27V83H26ZM89 84H90V83H89ZM96 84H97V82H96ZM99 84H100V83H99ZM99 84H97V85H99ZM171 84H172V83H171ZM177 84H178V83H177ZM177 84H176V85H177ZM8 85H9V90H10L12 86L10 85V83H9ZM19 85H20V84H19ZM19 85H18V89H20V86H19ZM78 85H79V87H80V85H82V84H78ZM100 85L102 86V84H100ZM179 85H180V84H179ZM181 85H182V84H181ZM183 85H184V83H183ZM183 85H182V86H183ZM2 86H3V85H2ZM2 86H1V87H2ZM10 86H11V87H10ZM21 86H23V85L21 84ZM24 86H25V85H24ZM84 86H85V85H84ZM92 86H93V85H92ZM184 86H185V85H184ZM184 86H183L182 88H184ZM186 86H187V85H186ZM188 86L190 87V85H188ZM6 87H8V86H5L4 88H6ZM26 87L29 89V86H26ZM26 87H25V88H26ZM31 87H32V86H31ZM70 87H71V86H70ZM76 87H77V86H76ZM88 87H89V86H88ZM88 87H87V90H88ZM90 87H91V86H90ZM90 87H89V88H90ZM143 87H144V86H143ZM143 87H142V88H143ZM147 87H149V86H147ZM173 87H174V85H173ZM13 88H14V86H13ZM13 88H12V90H13ZM21 88H22V87H21ZM71 88H72V87H71ZM83 88H84V87H83ZM83 88H82V89H83ZM102 88H103V87H102ZM142 88H141V89H142ZM178 88H179V87H177V89H178ZM0 89H1V91H2V88H0ZM16 89H17V88H15V90H16ZM18 89H17V90H18ZM32 89H34L35 91L33 92V91L31 90V91H32V92H31L30 90H27V91H26V89H25V92H26V93H27V92L31 93V96H30V97H33V96L36 94L35 92H37V91H42V90H40V89L37 88V87H32ZM77 89H79V88L77 87ZM77 89H75V90H76V91H75L76 93H77ZM84 89H85V88H84ZM104 89H105V88H104ZM169 89H170V87H169ZM177 89H175V91H176ZM7 90H8V89H7ZM12 90H10L9 92H11ZM79 90H80V89H79ZM85 90H86V89H85ZM148 90H151V89H147V92H148ZM173 90H174V89H173ZM180 90H181V89H180ZM184 90H185V89H184ZM187 90H188V88H187ZM1 91H0V92H1ZM13 91H14V90H13ZM13 91H12V92H13ZM21 91H22V90H21ZM72 91H73V89H72ZM81 91H82V90H81ZM145 91H146V90H145ZM152 91H153V89H152ZM154 91H155V90H154ZM158 91H159V90H158ZM158 91H157V92H158ZM160 91H161V90H160ZM171 91H172V90H171ZM182 91H183V90H182ZM182 91H181V92H182ZM185 91H186V90H185ZM4 92H5V91H4ZM4 92H2V94H4V95L7 94V93H8V94L5 95L6 97H4L2 94H0V95H1V96H0V100H1V97H2V96H3L2 98L4 99V98H7V96L9 95V92H7V93H4ZM14 92H16V91H14ZM14 92H13V93H14ZM25 92H23V93H25ZM75 92H74V93L72 92L73 95H71V94H70V95H67L66 93H63V92H61V91H58V92H56V93H51V94H54V95H55V96H54V97H55L54 102L51 101V102H53V104H52V107H53V108H51V109H53V110H52V111H53L52 113H53V115H56L55 119H54L52 122H50L45 116L40 117V115H38V117H40L38 120H36V121H34V122L32 121L31 124H29V125H27L26 127L23 128V132H24V130H26V129L30 131V129H31L32 127H43V126H47V129H48V130L46 129L44 132L40 133L39 136H36V139L34 138V139H35V142H34V144H33V147L27 151V156L25 157L26 160H25V161H22V162H20V163H18V164H16L19 168H22L21 166H24L25 164L29 163L32 159L36 158L35 155H36L37 153H39L40 151H42V150L46 147L47 143L50 142V139H52V138H56V137H59L58 140H60V139L62 140V139H63V141H64V139H65L64 133L61 132V135H59V134H60V133H59L58 136L55 135V137H54V134H55V132L57 131V127L60 126V125H59V122H60V120H59V115H61V117H62V115H63V114L65 115L66 111L68 110V109H67V108H68L67 105H65V106H61V105L64 104V103L68 104L69 102H71V101H73V100L75 101V100H77L76 98L81 97L80 95L83 94V93H82V94H79V93H78L77 95H79V97H76ZM82 92H84V91H82ZM150 92H151V91H149V93H150ZM169 92H170V91H169ZM187 92H189V91H187ZM16 93H18V92H16ZM16 93H14V95H16V96H18V97H21V96L18 95V94L21 93V92H19L18 94H16ZM149 93H148V94H149ZM152 93H153V92H152ZM170 93H171V92H170ZM178 93H179V92H178ZM185 93H186V92H183V94H182V93H181V94L184 96ZM190 93H193V92L190 91ZM40 94H41V93H40ZM40 94H39V96H40ZM74 94H75V95H74ZM140 94L143 95V96H145L147 93L145 92V95H144V92H143V94H142V93H140ZM150 94H151V93H150ZM150 94H149V95H150ZM175 94H176V93H175ZM11 95H12V93H11ZM21 95H22V94H21ZM25 95H27V94H25ZM25 95H24V97H25V102H26V100H28L27 97H28L29 94L27 95V97H26ZM32 95H33V96H32ZM37 95H38V93H37ZM37 95H36V96H37ZM41 95H42V94H41ZM137 95H138V94H137ZM158 95H159V94H158ZM171 95H172V94H171ZM179 95H180V94H179ZM179 95H178V96H179ZM182 95H181V97H182ZM190 95H191V94H190ZM36 96H35V97H36ZM39 96H38L39 100H38L37 98H34V97H33V99H31L32 101L30 100V103H29V100L27 101V102L29 103V104H28L29 110H30V109H31V110H36V109L39 110L41 107H42V109H43V106H44V104L46 103L45 101H47V99L45 100L43 97H41V99H40ZM147 96H148V95H147ZM151 96L153 97V94H151ZM166 96H167V95L165 94V97H166ZM168 96H169V95H168ZM173 96H174V95H173ZM173 96H171V97H173ZM175 96H177V95H175ZM175 96H174V98L176 99ZM178 96H177V97H178ZM185 96H188V95H185ZM18 97L14 98L15 100H12L13 103H14V101H16V99H17ZM156 97H157V98L159 97V99L161 98L160 96H156ZM8 98H9V97H8ZM10 98H13V96L10 97ZM26 98H27V99H26ZM157 98H156V99H157ZM166 98H167V97H166ZM166 98H165V101H166V103H167V99H166ZM169 98H170V97H169ZM233 98H234V96H233ZM20 99H21V98H20ZM22 99H23V98H22ZM22 99H21V100H22ZM35 99H36V100H35ZM141 99H142V98H141ZM163 99H164V98H163ZM172 99H173V98H172ZM179 99H181V98H179ZM184 99L186 100V98H184ZM18 100H19V99H18ZM21 100H19V102H20ZM23 100H24V99H23ZM149 100H150V98H149ZM151 100L154 101L152 98H151ZM157 100H158V99H157ZM157 100H156V101H157ZM160 100H161V99H160ZM168 100H171V99H168ZM176 100H177V99H176ZM181 100H183V98H182ZM181 100H179V102H180ZM1 101H2V100H1ZM1 101H0V102H1ZM3 101H4V100H3ZM5 101H6V100H5ZM48 101H49V100H48ZM48 101H47V102H48ZM143 101H144V100H143ZM161 101H162V100H161ZM161 101H160V102H161ZM165 101H164V102H165ZM172 101H173V100H172ZM229 101H230V100H229ZM229 101H227V102H228V103H231V102H229ZM233 101H234V100H233ZM6 102H9V101L7 100ZM77 102H78V101H76L75 103H77ZM90 102H91V101H90ZM148 102H149V101H148ZM148 102H147V104H148ZM162 102H163V101H162ZM164 102H163V103H164ZM175 102H176V101H174V103H175ZM182 102H183V101H182ZM182 102H180V103H182ZM1 103H3V102H1ZM1 103H0V104H1ZM11 103H12V102H11ZM11 103H10V104L8 103V104H9L10 106L13 105L11 108L13 109V112H14V109H16L15 107H17V106H16V103H18V102H15V103H14L15 105H14V104L11 105ZM71 103H72V102H71ZM138 103H139V102H138ZM140 103H141V102H140ZM150 103L152 104L153 102H150ZM154 103H156V102H154ZM158 103H159V101L157 102V106H159ZM234 103H235V102H234ZM236 103H237V102H236ZM3 104H4V103H3ZM21 104H22V103H21ZM21 104H20V105L18 104V106H19L20 108L17 107V108L20 109V113H21ZM47 104H49V102H48ZM73 104H74V103H73ZM73 104H69V105H73ZM142 104H143V103H142ZM151 104H149V105L151 106ZM161 104H162V103H160V107H161ZM168 104H169V103H168ZM222 104H223V103H222ZM22 105H24V101H23V104H22ZM25 105H26V104H25ZM49 105H50V104H49ZM74 105H75V104H74ZM74 105H73V106H74ZM162 105H163V104H162ZM169 105H170V104H169ZM175 105H176V103H175ZM218 105H219V104H218ZM227 105H228V104H227ZM229 105H230V104H229ZM50 106H51V105H50ZM75 106H76V105H75ZM86 106H87V105H86ZM126 106H127V105H126ZM130 106H131V105H130ZM145 106H146V104H145ZM152 106H153V105H152ZM154 106L157 107L156 104H155ZM164 106H165V105H164ZM164 106H163V107H164ZM166 106H167V105H166ZM177 106H178V105H177ZM180 106H182V105L180 104ZM180 106H179V107H180ZM198 106H199V105H198ZM234 106L237 107L235 104H234ZM238 106H241V105L239 104ZM5 107H6V103H5ZM5 107L3 106V108H5ZM7 107H8V106H7ZM7 107H6V108H7ZM25 107L27 108V106H25ZM132 107H133V106H132ZM137 107H139V106H137ZM143 107H144V106H143ZM167 107H168V106H167ZM185 107H186V106H185ZM188 107L190 108V105H189ZM192 107H193V106H192ZM192 107H191V108H192ZM199 107H200V106H199ZM223 107H224V104H223ZM235 107H234V109H235ZM1 108H2V107H1ZM11 108H10V109H11ZM44 108H45V107H44ZM135 108H136V107H135ZM150 108H151V107H149V109H150ZM170 108H171V107H170ZM225 108H226V107H225ZM228 108H229V106H228ZM8 109H9V108H8ZM10 109H9V112L11 113ZM27 109H28V108H27ZM139 109H140V108H139ZM166 109H167V108H166ZM168 109H169V107H168ZM179 109H180V108H179ZM179 109H177V110H179ZM222 109H223V108H222ZM241 109H242V108H241ZM0 110H1V109H0ZM2 110H3V109H2ZM43 110H44V109H43ZM127 110H128V109H127ZM132 110H133V109H132ZM137 110H138V109H137ZM172 110H173V108H172ZM184 110H185V109H184ZM190 110H191V109H190ZM201 110H202V109H201ZM220 110H221V109H220ZM235 110H236V109H235ZM16 111H17V109H16ZM16 111H15V113H16ZM27 111H28V110H27ZM40 111H41V110H40ZM85 111H86V110H85ZM174 111H176V110L174 109ZM228 111H229V109H228ZM3 112H4V111H3ZM6 112H7V111H5L4 115L6 114ZM9 112H7V115H6L7 118H8L10 115L13 114V113L10 114ZM18 112H19V111H18ZM18 112H17V113H18ZM25 112H26V109H25ZM30 112H31V111H30ZM35 112H36V111H34V115H33L34 117L36 116ZM43 112H44V111H43ZM43 112H41V113H43ZM134 112H135V111H134ZM191 112H192V111H191ZM211 112H212V111H211ZM223 112H224V111H223ZM8 113H9V114H8ZM22 113H23V112H22ZM38 113H40V112L38 111ZM44 113H45V112H44ZM129 113H130V112H129ZM135 113H136V112H135ZM170 113H171V112H170ZM187 113H188V111H187ZM198 113H199V112H198ZM233 113H234V112H233ZM237 113H238V112H237ZM237 113H236V114H237ZM241 113H242V112H241ZM153 114H154V112H153ZM153 114H152V115H153ZM177 114H179V113H177ZM182 114H183V113H182ZM226 114H228V112H227ZM0 115H1V114H0ZM8 115H9V116H8ZM14 115H15V114H14ZM14 115H12V116H14ZM18 115H19V114H18ZM20 115H21L22 117H21V116H19V117L23 118V120H24V117L27 116V115H25V114H24V115H25L24 117H23V114H20ZM30 115H32V114L30 113ZM41 115H42V114H41ZM130 115H131V114H130ZM222 115H223V114H222ZM232 115H233V114H232ZM232 115H231V116H232ZM240 115H241V114H240ZM245 115H246V114H245ZM2 116H3V115H2ZM2 116H1V117H2ZM12 116H11V117H12ZM28 116H29V114H28ZM33 116H31V118H33ZM46 116H47V115H46ZM103 116H104V115H103ZM125 116H126V115H125ZM209 116H210V115H209ZM237 116H238V114H237ZM241 116H242V115H241ZM1 117H0V119H1ZM3 117H4V116H3ZM6 117H4V118H6ZM11 117H10V118H11ZM15 117H16V119H14V117H12V118H13L14 120L17 121V120H18V119H17L18 117H17L16 115H15ZM65 117L67 118L68 116L65 115ZM145 117H146V116H145ZM178 117H179V116H178ZM181 117H182V116H181ZM211 117H212V116H211ZM232 117H233V116H232ZM234 117H235V115H234ZM7 118H6V119H7ZM10 118H9V120H10ZM21 118H20V119H21ZM28 118L30 119L29 121L32 120L30 117H28ZM35 118H36V117H35ZM35 118H33V120H35ZM62 118H63V117H62ZM62 118H61V119H62ZM89 118H90V117H89ZM105 118H106V117H105ZM126 118H127V116H126ZM230 118H231V117H230ZM20 119H19V121H20ZM26 119H27V118H26ZM63 119H64V118H63ZM127 119H128V118H127ZM130 119H131V118H130ZM150 119H151V117H150ZM209 119H210V118H209ZM223 119H224V118H223ZM235 119H237V118H235ZM235 119L231 120V122L234 121ZM1 120H2V119H1ZM11 120H12V119H11ZM64 120H65V119H64ZM115 120H116V119H115ZM124 120H125V119H124ZM211 120H212V119H211ZM218 120H219V119H218ZM2 121H3V120H2ZM7 121H8V120H7ZM7 121H6V122H7ZM26 121H27V120H26ZM89 121H90V119H89ZM100 121H101V120H100ZM116 121H117V120H116ZM126 121H127V120H125V122H126ZM128 121H129V120H128ZM22 122H25V121H22ZM22 122H19V123H22ZM64 122H65V121H64ZM101 122L104 123L105 121H103V119H102ZM101 122H99V118H98V123H101ZM112 122H113V121H112ZM214 122H215V120H214ZM235 122H236V121H235ZM4 123H5V121H4ZM26 123H27V122H26ZM76 123H77V122H76ZM84 123H85V122H84ZM92 123H94V121H92ZM92 123H90V124H92ZM113 123H114V122H113ZM123 123H124V122H123ZM224 123H226V122H224ZM2 124H3V123H1V126H2ZM22 124H23V123H22ZM62 124H63V123H62ZM70 124H71V123H70ZM96 124H97V122H96ZM101 124H102V123H101ZM109 124L112 125V123H109ZM121 124H122V123H121ZM145 124H146V123H145ZM215 124H216V122H215ZM221 124H222V123H221ZM3 125H4V124H3ZM19 125H20V124H19ZM87 125H88V124H87ZM97 125H98V124H97ZM99 125H100V124H99ZM99 125H98V126H99ZM103 125H104V124H103ZM103 125H102V127H100L101 130L103 129V127H104L106 124H105L104 126H103ZM113 125H114V124H113ZM115 125H116V124H115ZM115 125H114V127H115ZM131 125H132V124H131ZM208 125H209V124H208ZM219 125H220V124H218V126H219ZM56 126H57V127H56ZM72 126H74V124H73ZM72 126H71V127H72ZM80 126H81V124H80ZM80 126H79V127H80ZM82 126H83V125H82ZM100 126H101V125H100ZM107 126H108V124H107ZM109 126H110V125H109ZM117 126H118V123H117ZM119 126H120V125H119ZM119 126H118V127H119ZM222 126H223V125H222ZM233 126H234V125H233ZM4 127H5V126H4ZM71 127H69V129H70V133H71V131H72V133H73V130H71V129H72ZM118 127H117V128H118ZM121 127H122V126H120V129H121ZM231 127H232V126H231ZM0 128H1V127H0ZM73 128L75 129V126H74ZM76 128H77V127H76ZM81 128H83V127H81ZM96 128L99 129V127H96ZM111 128H112V127H111ZM130 128H131V127H130ZM130 128L128 127V128H126V129H124V130H125V131H126V130L128 131V129H130ZM132 128H133V126H132ZM132 128H131V129H132ZM219 128H220V127H219ZM232 128H233V127H232ZM2 129H3V128H2ZM64 129H65V128H64ZM69 129H68V130H69ZM118 129H119V128H118ZM118 129H117V133H118ZM120 129H119V131H120ZM225 129H226V128H225ZM227 129H228V128H227ZM227 129H226V130H227ZM234 129H235V128H234ZM68 130H67V131H68ZM77 130L80 131L81 129L79 128V129H77ZM77 130H75L74 132H78ZM112 130H113V129H109V131H111V132H109V133H110V134H114V133H115V135H113L114 137H113L112 135H110V136L108 135V139L111 140V138H109V137L112 136L113 139H116V140H117V139H119V138H121V137L124 136V133H125V132H124L123 128H122V130H123V131H122L123 134H122V132L120 131L121 133H120L119 135H118V134L116 135V131H115L114 133H112ZM114 130H116V128H114ZM114 130H113V131H114ZM134 130H135V129H134ZM219 130H221V129H219ZM59 131H60V129H59ZM62 131H63V130H62ZM102 131H104V130H102ZM127 131H126V133H130V134H132L130 131H129V132H127ZM223 131H224V130H223ZM223 131H222V132H223ZM230 131H231V130H230ZM232 131H233V130H232ZM1 132H2V131H1ZM68 132H69V131H68ZM106 132H107V131H106ZM133 132H135V131H133ZM218 132H219V131H218ZM220 132H221V131H220ZM2 133H4V132H2ZM57 133H58V132H57ZM57 133H56V134H57ZM103 133H104V132H103ZM103 133H102V134H103ZM225 133H226V132H225ZM242 133H243V132H242ZM62 134H63V135H62ZM121 134H122L123 136H121ZM170 134H171V133H170ZM216 134H217V136H219V133H216ZM222 134H223V133H222ZM227 134H228V133H227ZM231 134H233V133H231ZM239 134H240V133H239ZM243 135H244V134H243ZM243 135H242V136H243ZM245 135H246V134H245ZM222 136H223V135H222ZM222 136H220L221 139H222ZM235 136H236V134H235ZM235 136H233V137H235ZM238 136H239V135H238ZM63 137H64V138H63ZM118 137H119V138H118ZM228 137H229V136H228ZM230 137H231V136H230ZM236 137H237V136H236ZM236 137H235V138H236ZM214 138H215V136H214ZM216 138H217V137H216ZM237 138H238V137H237ZM245 138H246V137H245ZM245 138H244V139H245ZM56 139H57V138H56ZM96 139H99V138H96ZM102 139H105V138H102ZM108 139L106 138V140H108ZM113 139H112V141H110V140H108V141L112 142V144H113ZM142 139H143V138L138 139V137H137V138H136V137H133V138H131L130 140L128 139L129 141L127 142V144H128V145H130V144H131V145H135V143L140 144V140H142ZM225 139H226V137H225ZM239 139H241V138L239 137L237 140L240 141ZM242 139H243V138H242ZM3 140H4V139H3ZM58 140H57L58 143H59V142H62L61 140H60V141H58ZM213 140H215V139H213ZM223 140H224V139H223ZM237 140H236V141H237ZM55 141H56V140H55ZM118 141H119V140H118ZM217 141H220V139L217 140ZM229 141H230V140H229ZM119 142H120V141H119ZM119 142H118V143H119ZM220 142H221V141H220ZM222 142H223V141H222ZM226 142H227V141H226ZM241 142H242V141H241ZM241 142H240V143H241ZM50 143H51V142H50ZM62 143H64V142H62ZM87 143H88V142H87ZM89 143H90V142H89ZM122 143H123V142H122ZM231 143H232V142H231ZM235 143H236V142H235ZM237 143L239 144V142H237ZM59 144H60V143H59ZM243 144H245V143H243ZM62 145H63V144H62ZM65 145H66V144H65ZM65 145H64V147H65ZM55 146H57V145H55ZM221 146H222V145H221ZM238 146H240V145H238ZM242 146H243V145H242ZM242 146H241V147H242ZM60 147H61V144H60ZM243 147H245V145H244ZM243 147H242V149H246V148H243ZM22 148H23V147H22ZM53 148L56 149L55 147H53ZM223 148H225L224 145H223ZM229 148H230V147H229ZM235 148H236V146H235ZM238 148H239V147H238ZM238 148H237V149H238ZM62 149H63V147L61 148V151H62ZM230 149H231V148H230ZM20 150H21V145H20L19 143H17V144L14 146V149H12V154H13L14 152H18V151H20ZM63 150H64V149H63ZM156 150H157V149H156ZM0 151H1V149H0ZM87 151H90V150H87ZM159 151H160V150H159ZM221 151H222V150H221ZM232 151H233V149H232ZM237 151H238V150H237ZM237 151L235 150V152H237ZM243 151H244V150H243ZM42 152H43V151H42ZM42 152H40V153H42ZM173 152H174V151H173ZM217 152H218V151H217ZM217 152H216V153H217ZM222 152H223V151H222ZM253 152H254V151H251V154H253ZM59 153H62V152H59ZM84 153H86V152H84ZM243 153H244V152H243ZM246 153H247V150H246ZM246 153H244V154L246 155ZM248 153H249V152H248ZM248 153H247V154H248ZM256 153H257V152H256ZM256 153H255V154H256ZM79 154H80V153H79ZM81 154H82V153H81ZM81 154H80V156H79V160H80V159L82 160V159H84V157H85V156H81ZM231 154H233V152H232ZM231 154H230V155H231ZM236 154H237V153H236ZM239 154H240V153H239ZM154 155H155V154H154ZM39 156H40V155H39ZM41 156H42V154H41ZM41 156H40V158H41ZM68 156H69V155H68ZM70 156H72V155H70ZM211 156H212V155H211ZM217 156H218V155H217ZM226 156H227V155H226ZM228 156H229V155H228ZM232 156H233V155H232ZM237 156H238V155H237ZM243 156H244V155H243ZM247 156H248V155H247ZM253 156H254V155H253ZM257 156H258V155H257ZM56 157H57V156H56ZM59 157H60V156H59ZM235 157H236V156H235ZM249 157H250V154H249ZM249 157H248V158H249ZM40 158L37 157V159L33 160V161H34V164L36 163V165H38ZM49 158H51V157H49ZM49 158H48V157L45 158V159H47V164H46V165H47V167L49 166V167L54 168V167L56 166V164H57V165H59L60 163L62 164L63 162H61V161L66 160V158H68V159L66 160V162H67V161L69 160L70 157H65V156H63L64 159H62V157H60V159H62L61 161H59V159H58V160H57V159H53L54 161L57 160V163L55 162L56 164H53V160H51V159H49ZM87 158H88V157H85V159H87ZM90 158H91V157H90ZM196 158H197V157H196ZM220 158H221V157H220ZM230 158H231V157H230ZM250 158H251V157H250ZM254 158H255V157H254ZM38 159H39V160H38ZM43 159H44V156H43ZM43 159L41 158V160H43ZM45 159H44V160H45ZM48 159H49V162H51V163L53 164V166H52V164H50V163L48 162ZM161 159H162V158H161ZM221 159H223V158H221ZM235 159H237V157H236ZM239 159H240V158H239ZM239 159H237L238 162H240ZM243 159H244V158H243ZM245 159H246V157H245ZM256 159H257V158H256ZM3 160H4V159H3ZM50 160H51V161H50ZM70 160H72V159L70 158ZM76 160H77V159H75V161H76ZM81 160H80V161H81ZM168 160H169V159H168ZM215 160H217V159H215ZM219 160H220V159H219ZM227 160H228V159H227ZM230 160H231V159H229V161H230ZM232 160H233V159H232ZM232 160H231V162H232ZM237 160H236V161H237ZM248 160H251V159H248ZM248 160L246 159V161H248ZM254 160H255V159H254ZM37 161H38V163H37ZM58 161H59V163H58ZM160 161H161V160H160ZM162 161H163V160H162ZM172 161H173V160H172ZM222 161H223V160H222ZM236 161H235L234 163H236V166H237V162H236ZM251 161H252V160H251ZM40 162H41V161H40ZM66 162L64 161V163L67 165V163H68L69 161H68L67 163H66ZM70 162H73V160L70 161ZM76 162H77V161H76ZM200 162H201V161H200ZM231 162H229V163H231ZM5 163H6V162L2 161V162L0 163V164H1L0 167L5 166V165H6ZM32 163H33V162H32ZM42 163H44V162L42 161ZM45 163H46V160H45ZM45 163H44V164H45ZM81 163H82V162H81ZM195 163H196V161H195ZM216 163H217V162H216ZM218 163H220V162L218 161ZM224 163H225V162H224ZM240 163H241V162H240ZM247 163H248V162H247ZM251 163H252V162H251ZM251 163H249V164H251ZM253 163H254V162H253ZM34 164H33V165H34ZM39 164H40V163H39ZM48 164H50V165H48ZM61 164H60V165H61ZM68 164L71 166L70 163H68ZM72 164H73V163H72ZM213 164H214V163H213ZM226 164H228V161H227ZM243 164H244V163H243ZM243 164H242V165H243ZM46 165H44L43 167H40V168H42L41 170H43V169L45 168ZM167 165H168V164H167ZM171 165H172V164H171ZM173 165H175V164H173ZM214 165H215V164H214ZM218 165H219L218 167H220V164H218ZM232 165H233V163H232ZM244 165H245V164H244ZM258 165H259V164H258ZM8 166H9V165H8ZM41 166H42V165H41ZM67 166H68V165H67ZM70 166H69V168H70ZM73 166H74V164H73L71 167H73ZM205 166H207V165H205ZM216 166H217V165H216ZM229 166H230V165H229ZM229 166H228V167H229ZM15 167H16V166H15ZM15 167H14V168H15ZM25 167H26V165H25ZM207 167H208V166H207ZM207 167H205V168L207 169ZM225 167H227V166H225ZM239 167H241V166H239ZM239 167H238V168H239ZM243 167H244V166H243ZM3 168H4V167H3ZM5 168H6V167H5ZM19 168H17V170H15L16 173H18V171H19L18 169H19ZM34 168H36V169H34L33 171H37V172H38L37 168H39V167L36 166V167H34ZM40 168H39V169H40ZM67 168H68V167H67ZM248 168H249V167H248ZM250 168H252V167H250ZM255 168H256V166H255ZM45 169H46V168H45ZM47 169H48V170H47ZM47 169H46V171H48V172L50 171V172H51V169H49V168H47ZM124 169H126V168H124ZM206 169H205V170H206ZM213 169H214V168H213ZM221 169H222V168H221ZM236 169H237V168H236ZM11 170H12V169H11ZM29 170H30V169H29ZM126 170H127V169H126ZM200 170H201V169H200ZM214 170H215V169H214ZM216 170H217V168H216ZM227 170H228V169H227ZM238 170H240V168H239ZM238 170H237V171H238ZM247 170H248V169H247ZM250 170H251V169H250ZM2 171H3V169L0 170V173H1ZM43 171H44V172H43ZM43 171H42V172H43V175H42V172H41V171L38 173V174L41 175L42 177L39 176V175H37V177L39 176V177H41L42 179H44V178H43L44 175H45L44 177H48V174H47L48 172L46 173L45 170H43ZM208 171H209V170H208ZM220 171H221V170H220ZM228 171H229V170H228ZM237 171H236V172H237ZM253 171H254V170H253ZM255 171H257V170H255ZM263 171H264V170H263ZM7 172H8V171H7ZM13 172H14V171H13ZM24 172H25V171H24ZM204 172H205V171H203V173H204ZM217 172H218V171H217ZM221 172H222V171H221ZM221 172H219V173H221ZM247 172H248V171H247ZM260 172H262V171H260ZM8 173H9V172H8ZM8 173H7V174H8ZM14 173H15V172H14ZM14 173H13V175H14ZM16 173H15V174H16ZM25 173H26V172H25ZM40 173H41V174H40ZM45 173H46L47 175H46ZM123 173L125 174L126 172H123ZM207 173H208V172H207ZM215 173H216V172H215ZM219 173H217V175H218ZM233 173H235V172H233ZM237 173H238V172H237ZM252 173H253V172H252ZM7 174H6L5 176H7ZM21 174H22V173H21ZM86 174H87V173H86ZM175 174H176V173H175ZM223 174H224V173H223ZM227 174H230V173L227 172ZM227 174H226V175H227ZM231 174H232V172H231ZM231 174H230V175H231ZM235 174H236V173H235ZM235 174H233V176H234ZM238 174H240V173H238ZM246 174H247V173H246ZM10 175H11V174H10ZM10 175H9V176H10ZM26 175H27V174H26ZM29 175H30V174H29ZM31 175H32V174H31ZM82 175H83V176H82ZM212 175H213V174H212ZM214 175H216V174H214ZM217 175H216L215 177H217ZM240 175H241V174H240ZM244 175H245V174H244ZM249 175H250V173H249ZM263 175H264V174H263ZM2 176H3V175H2ZM14 176H15V175H14ZM79 176H80V174H79ZM84 176L86 177L85 174H81V176H80V178L78 179V181H80L81 178L83 179ZM125 176H126V175H125ZM174 176H175V175H174ZM200 176H202V175H200ZM221 176H222V175H221ZM227 176H228V175H227ZM251 176H252V175H251ZM259 176H260V175H259ZM18 177H19V176H18ZM27 177L29 178V177H31V176H27ZM34 177H36V175H35ZM39 177H38V178H39ZM85 177H84V179L87 178V177H86V178H85ZM212 177H213V176H212ZM219 177H220V175H219ZM223 177H224V176H223ZM223 177H222V178H223ZM237 177H239V176L236 175V178H237ZM242 177H243V176H242ZM244 177H246V176H244ZM8 178H9V177H8ZM12 178H13V177H12ZM38 178H37V180H38ZM60 178H61V177H60ZM77 178H78V177H77ZM208 178H209V177H208ZM222 178H220V182L223 181V180H221ZM230 178H231V177H230ZM232 178H233V177H232ZM236 178H233L234 181H235ZM258 178H259V177H258ZM4 179H5V178H4ZM10 179H11V178H10ZM15 179H16L15 181H19V180H20V179H18L17 177H15ZM46 179H47V178H46ZM89 179H90V178H87L86 180L88 181ZM213 179H216V181L219 182V179H218V178H213ZM217 179H218V180H217ZM223 179H225V178H223ZM228 179H229V178H228ZM233 179H232V180H233ZM238 179H241V177H239ZM238 179H236V180H238ZM11 180H12V179H11ZM27 180H28V179H27ZM27 180H26V182L28 183L29 180H28V181H27ZM259 180H260V179H259ZM263 180H264V179H263ZM12 181H14V180H12ZM39 181H40V179H39ZM75 181H76V180H75ZM84 181H85V180H84ZM239 181H240V180H238L237 182H239ZM241 181H243V184H244V180H241ZM246 181H247V180H246ZM2 182H3V181H2ZM2 182H1V184H2ZM29 182H30V181H29ZM228 182H231V179H230ZM257 182H258V181H257ZM261 182H262V181H261ZM3 183H4V182H3ZM8 183H9V182H8ZM27 183H26L25 185H27ZM73 183H74V182H73ZM73 183H72V187H77V186H74L75 184L73 185ZM76 183H78V182L76 181ZM213 183H216V182H213ZM234 183H235V182L230 183V184H234ZM239 183H241V182H239ZM245 183H246V182H245ZM259 183H260V182H259ZM5 184H6V183H4V185H5ZM210 184H212V181L210 182ZM223 184H224V183H223ZM235 184H236V183H235ZM237 184H238V183H237ZM257 184H258V183H257ZM29 185H30V183H29ZM76 185H77V184H76ZM78 185H79V184H78ZM172 185H173V184H172ZM208 185H209V184H208ZM212 185H213V184H212ZM215 185H216V184H215ZM238 185H239V188H240V184H238ZM246 185H247V184H246ZM253 185H254V184H253ZM255 185H256V184H255ZM262 185H263V184H262ZM2 186H3V185H1V187H2ZM27 186H28V185H27ZM94 186H95V185H94ZM200 186H201V185H200ZM218 186H219V185H218ZM225 186H227V183H226ZM242 186H243V185H242ZM242 186H241V187H242ZM256 186H257V185H256ZM260 186H261V185H259V187H260ZM263 186H264V185H263ZM1 187H0V189H1ZM179 187H180V186H179ZM228 187H229V184H228ZM232 187H233V186H232ZM236 187H237V186H235V188H236ZM249 187H250V186H249ZM259 187H258V188H259ZM261 187H262V186H261ZM261 187H260V190H261V189H264V187H263V188H261ZM181 188H182V187H181ZM226 188H227V187H226ZM226 188H225V191L228 190V189L226 190ZM239 188H238V189H239ZM247 188H248V187H247ZM252 188H254V186H253ZM177 189H178V188H177ZM201 189H202V188H201ZM210 189H211V188H210ZM221 189H222V187H221ZM223 189H224V188H223ZM233 189H234V187H233ZM238 189H237L236 192H232V193H237V192L239 191ZM105 190H106V189H105ZM198 190H199V188H198ZM243 190H244V189H243ZM245 190H246V189H245ZM248 190H249V189H248ZM252 190H253V191H252ZM252 190H251V191H247V190H246V191H247L246 194H247V195L250 194V196H251V199L249 198V199H250L249 204H252V202H253L254 200H257V197H258L259 202H260V199H262V198L264 197V195L262 194L264 191H263V192H261L262 190L260 191V194L262 195V198H260L261 196H260V197L258 196V195H260V194H259V190L257 189V187L255 188V191H257V193L254 191V189H252ZM110 191H111V190H110ZM110 191H109V192H110ZM220 191H221V190H220ZM223 191H224V190H223ZM223 191H222V192H223ZM230 191H231V189H230ZM105 192H106V191H105ZM206 192H207V191H206ZM240 192H242V191H240ZM248 192H250V193H248ZM251 192H252L253 194H254V192L256 193V195L254 194L256 198H255V197H252L253 194H252ZM204 193H205V192H204ZM204 193H203V194H204ZM211 193H212V192H211ZM213 193H214V192H213ZM219 193H220V192H219ZM232 193H231V194H232ZM242 193H243V192H242ZM149 194H150V193H149ZM214 194H215V193H214ZM217 194H218V193H217ZM221 194H222V193H220L219 195H221ZM229 194H230V193H228V194L225 193V196L227 197V195H229ZM231 194H230V195H231ZM243 194H245V193H243ZM246 194H245V195H246ZM215 195H216V194H215ZM233 195H234V194H232V197H233ZM237 195H238V196H236V195H234V196H236V198H237V197L239 198V197H240V196H239V195H240L239 192H238ZM247 195H246V197H247ZM147 196H148V195H147ZM213 196H214V195H213ZM250 196H248V197H250ZM215 197H216V196H215ZM218 197H219V196H218ZM244 197H245V196H244ZM169 198H170V197H169ZM212 198H213V197H212ZM223 198H225V197H223ZM223 198H222V199H223ZM234 198H235V197H234ZM242 198H243V195H242ZM252 198H255V199H252ZM162 199H163V198H162ZM230 199H231V198H230ZM239 199H240V198H239ZM247 199H248V198H247ZM157 200H158V199H157ZM165 200H166V199H165ZM220 200H221V199H220ZM234 200H235V199H234ZM234 200H233V201H234ZM237 200H238V199H237ZM251 200H253V201L251 202ZM262 200H263V199H262ZM262 200H261V201H262ZM222 201H224V200H222ZM238 201H240L241 204H242L243 199L238 200ZM246 201H247V200L244 199V203H245ZM131 202H132V201H131ZM219 202H220V201H219ZM229 202H230V201H229ZM236 202H237V201H236ZM250 202H251V203H250ZM257 202H258V201H257ZM257 202H256V203H257ZM259 202H258V203H259ZM262 202H263V201H262ZM144 203H146V201H145ZM150 203H151V202H150ZM167 203H168V202H167ZM211 203H212V202H211ZM215 203H216V202H215ZM215 203H214V204H215ZM220 203H221V202H220ZM223 203H224V202H223ZM244 203H243V205H241V204L239 203V204L241 205V206L238 205L239 208L241 207V208H240V209H241L240 211L238 210L239 208L237 209V207H236V209H235L236 211H235V210L233 211V209H234V207H233V208H231L232 210L230 211V213H231L232 215H234L236 212L239 211L238 213H239L240 215H241V214L244 215V213H246V211L249 212L251 209H253V211L255 210L254 208H251V207H253L254 205L256 206V203H255V202H253V203H255L254 205H253V204L251 205V207H250L251 209L248 208L249 210H247V209L244 210L245 208L243 209V207H244ZM247 203H248V201L246 202V205H245V206H246V207H249V206H247V205H248ZM260 203H261V202H260ZM154 204H155V203L153 202V205H154ZM157 204H158V203H157ZM209 204H210V202H209ZM225 204H226V202H225ZM229 204H230V203H229ZM229 204H228V205H229ZM147 205H148V204H147ZM151 205H152V204H151ZM170 205H171V204H170ZM203 205H204V204H203ZM215 205H216V208H217V203H216ZM215 205H213V207H214ZM220 205H221V204H220ZM226 205H227V204H226ZM262 205H263V203H262ZM138 206H139V205H138ZM143 206L145 207V205H143ZM160 206H162V205H160ZM235 206H237V205L235 204ZM242 206H243V207H242ZM258 206H260V205H258ZM144 207H143V210H144ZM153 207H154V206H153ZM155 207H157V206L155 205ZM163 207H164V206H162V208H163ZM213 207H212V208H213ZM222 207H223V206H222ZM224 207H225V206H224ZM151 208H152V207H151ZM159 208H160V207H159ZM167 208H169V207H167ZM185 208H187V207H185ZM214 208H215V207H214ZM255 208H256V207H255ZM258 208H260V207H257V208H256L255 211H257V213L255 212V214H259L260 210H262V211H261L259 217H258V215H257L256 217L253 216V217L255 218V220H254V218L251 219L252 216H251L250 213H249V219H251L252 221L254 220L253 223L255 222V225H257V224L259 223V220L256 221V219L261 218L262 216H264V215H262V214H264V213H263V212H264V208H261L260 210H259ZM146 209H147V208H146ZM146 209H145V210H146ZM153 209H154V208H153ZM165 209H166V208H165ZM257 209H258L259 211H258ZM43 210H45V209H43ZM115 210H116V209H115ZM145 210H144V211H145ZM147 210H148V209H147ZM149 210H150V209H149ZM149 210H148V211H149ZM163 210H164V209H163ZM229 210H230V209H229ZM237 210H238V211H237ZM116 211H117V210H116ZM154 211H155V210H154ZM157 211H158V209H157ZM160 211H161V210H160ZM167 211H168V210H167ZM174 211H175V210H174ZM232 211L235 212V213H233ZM241 211H242V212H241ZM243 211H245V212L243 213ZM40 212H41V210H40ZM87 212H88V211H87ZM151 212L153 213V210H152ZM172 212H173V210H172ZM175 212H177V211H175ZM209 212H210V211H209ZM223 212H224V211H223ZM240 212H241V213H240ZM248 212H247V213H248ZM250 212H251V211H250ZM128 213H129V212H128ZM143 213H144V214H148V213H150V212H148V213H147V212H143ZM143 213H142V214H143ZM152 213H151V214H152ZM159 213H160V212H159ZM189 213H190V212H189ZM228 213H229V212H227L226 216L230 215V214H228ZM238 213H236V216H237V217L235 216V217H234L235 219H232V221H233V220H238V218L240 219V215H237ZM247 213L245 214L246 216H247ZM137 214H138V213H137ZM144 214H143V215H144ZM151 214H148V215L151 216ZM163 214H164V213H163ZM163 214H162V215H163ZM165 214L167 215L166 211H165ZM165 214H164V215H165ZM170 214H171V213H170ZM173 214H174V213H173ZM173 214H171V215H173ZM251 214H252V212H251ZM38 215H39V214H38ZM99 215H100V214H99ZM125 215H126V214H125ZM128 215H129V214H128ZM130 215H131V214H130ZM139 215H140V214H139ZM152 215H154V214H152ZM156 215H157V213H156ZM156 215H155V216H156ZM158 215H159V214H158ZM160 215H161V214H160ZM232 215H230V216H232ZM243 215H242V216H243ZM245 215H244V216H245ZM252 215H253V214H252ZM34 216H36V215H34ZM140 216H141V215H140ZM178 216H179V215H178ZM238 216H239V217H238ZM250 216H251V217H250ZM260 216H261V217H260ZM37 217H39V216H37ZM125 217H126V216H125ZM144 217H145V216H144ZM146 217H147V219L149 218L147 215H146ZM153 217H154V216H153ZM156 217H157V216H156ZM156 217H155V218H156ZM161 217H163V216H161ZM167 217H168V216H167ZM202 217H203V219H204V216H201V218H202ZM76 218H77V217H76ZM79 218H80V217H79ZM95 218H96V217H95ZM126 218H128V216H127ZM142 218H143V217H142ZM164 218H165V217H163V219H164ZM172 218H173L172 223H173V221H176L177 219H180V218H176V217H175L176 220H174V217H172ZM215 218H216V217H215ZM226 218H227V217H226ZM229 218H230V217H228V219H229ZM241 218L244 219L245 217H241ZM247 218H248V217H247ZM247 218H246V219H247ZM262 218H263L262 220H264V217H262ZM40 219H41V218H40ZM128 219H129V218H128ZM149 219H150V218H149ZM156 219H157V218H156ZM160 219H161V218H159V220H160ZM169 219H171V217H170ZM218 219H219V217H218ZM230 219H231V218H230ZM230 219H229V220H230ZM243 219H240V221H242ZM246 219H245V220H246ZM77 220H78V218H77ZM79 220H80V219H79ZM129 220H130V219H129ZM150 220H152V219H150ZM210 220H211V219H210ZM216 220H217V219H216ZM247 220H248V219H247ZM262 220L260 219V223H262V224H259V225H262V226H260V231H261V233L256 234V233H258V232L256 231L254 234L257 235V236L260 235V236H259L260 238H258V239L264 240V232H263V231H264V229H263V228H264V226H263V225H264V223H263L264 221L261 222ZM36 221H38V220H36ZM42 221H43V220H42ZM52 221H53V220H52ZM83 221H84V220H83ZM148 221H149V220H148ZM165 221H166V220H165ZM167 221H168V220H167ZM169 221H170V220H169ZM169 221H168V223H169ZM194 221H195V220H194ZM213 221L215 222V219H214ZM217 221H218V220H217ZM232 221H231V223L234 225V223H233ZM243 221H244V220H243ZM252 221H250V222H252ZM144 222H145V221H144ZM151 222H152V221H151ZM155 222H156V221H155ZM161 222L163 223V220H162ZM179 222H180V221H179ZM189 222H190V221H189ZM192 222H193V221H192ZM214 222H213V223H214ZM218 222H219V221H218ZM245 222H246V221H244L243 223L241 222V224L244 225ZM250 222H249V220H248V223H250ZM256 222H258V223L256 224ZM145 223H147V222H145ZM152 223H153V222H152ZM159 223H160V221H159ZM174 223H176V222H174ZM187 223H188V222H187ZM211 223H212V222H211ZM148 224H149V223H148ZM153 224H154V223H153ZM160 224H161V223H160ZM165 224H166V223H165ZM165 224H163V225H165ZM169 224H170V223H169ZM182 224H183V223H182ZM190 224H191V223H190ZM190 224H189V225H190ZM218 224H219V223H218ZM232 224H231V225H232ZM236 224H238V221L236 222ZM239 224H240V223H239ZM239 224H238V226H239ZM250 224H251V223H250ZM31 225H33V224H31ZM39 225H40V224H39ZM149 225H150V224H149ZM154 225H156V224H154ZM171 225H172V224H171ZM180 225H181V223H180ZM183 225H184V224H183ZM201 225H202V224H201ZM209 225H210V224H209ZM211 225H212L213 227H215L216 224H215V225L211 224ZM253 225H254V224H253ZM259 225H258V226H259ZM87 226H88V225H87ZM133 226H134V225H133ZM146 226H147V225H146ZM152 226H153V225H152ZM158 226H159V224H158ZM158 226H157V227H158ZM174 226H176V224H175ZM185 226H186V225H185ZM191 226H192V225H191ZM199 226H200V225H199ZM222 226H223V225H222ZM235 226H236V225H234L233 228H234ZM32 227H33V226H32ZM49 227H50V226H49ZM67 227H68V226H67ZM74 227H75V226H73V228H74ZM76 227H77V225H76ZM76 227H75V228H76ZM131 227H132V226H131ZM136 227H138V226L136 225ZM161 227L164 228L162 225H161ZM166 227H167V225H166ZM166 227H165V228H166ZM169 227H171V226H169ZM181 227H182V226H181ZM203 227H204V225H203ZM217 227H218V226H217ZM227 227H229V228L227 229V230H229L230 227H232V226H229V225H228ZM236 227H237V226H236ZM240 227H242V226H240ZM243 227H244V226H243ZM243 227H242V229H243ZM246 227H248V224L246 225ZM256 227H257V226H256ZM262 227H263V228H262ZM38 228H39V227H38ZM65 228H66V227H65ZM82 228H83V227H82ZM84 228L88 230V227L85 226ZM159 228H160V227H159ZM162 228H161V229H162ZM165 228H164V229H165ZM210 228H211V227H210ZM215 228H216V227H215ZM233 228H232L231 230L236 229V228H234V229H233ZM237 228H238V227H237ZM244 228H245V227H244ZM254 228H255V227H254ZM44 229H45V228H44ZM85 229H84V230H85ZM89 229H90V227H89ZM138 229H139V227H138ZM148 229H149V228H148ZM161 229H160V230H161ZM185 229H186V228H185ZM185 229H184V231H185ZM191 229H192V227H191ZM200 229H201V228H200ZM225 229H226V228H225ZM246 229H247V228H246ZM29 230H30V229H29ZM66 230H67V229H65V231H66ZM78 230H79V228H78ZM81 230H82V229H81ZM87 230H86V231H87ZM136 230H137V228H136ZM141 230H142V228H141ZM144 230H145V228H144ZM152 230H153V229H152ZM160 230H159V231H160ZM165 230L167 231V229H165ZM175 230H176V229H175ZM206 230H207V229H206ZM236 230H237V229H236ZM253 230H255V229H253ZM253 230H251L252 233H253ZM262 230H263V231H262ZM49 231H50V230H49ZM69 231H70V229H69ZM76 231H77V230H76ZM82 231H83V230H82ZM95 231H96V230H95ZM161 231H162V230H161ZM168 231H169V230H168ZM170 231H173V229L170 230ZM170 231H169V232H170ZM181 231H183V229H182ZM194 231H195V230H194ZM209 231H210V230H209ZM219 231H220V230H219ZM238 231H239V230H238ZM243 231H244V230H243ZM245 231H246V230H245ZM44 232H45V231H44ZM47 232H48V231H47ZM70 232H71V231H70ZM83 232H85V231H83ZM88 232H89V231H88ZM88 232H87V233H88ZM135 232H136V231H135ZM141 232H142V231H141ZM145 232H147V231L145 230ZM151 232L154 233L153 231H151ZM155 232H156V231H155ZM173 232H174V231H173ZM179 232H180V231H179ZM223 232H225V231H223ZM227 232L229 233V231H227ZM227 232H226V233H227ZM52 233H53V232H52ZM68 233H69V232H68ZM138 233H139V232H138ZM143 233H144V232H143ZM156 233H158V232H156ZM162 233H163V232H162ZM166 233H167V232H166ZM190 233H191V232H190ZM192 233H193V232H192ZM202 233L204 234L203 231H202ZM262 233H263V235H262ZM72 234H73V233H72ZM88 234H89V233H88ZM88 234H85V235H87V237H88V236H89ZM127 234H128V233H127ZM140 234H141V233H140ZM144 234H145V233H144ZM148 234H149V233H148ZM159 234H160V233H159ZM159 234H158V235H159ZM167 234H169V233H167ZM176 234H177V233H176ZM207 234H208V233H207ZM209 234H210V233H209ZM209 234H208L207 236L212 237V236L209 235ZM231 234H233V233H231ZM231 234H229L230 237H231ZM234 234H235V233H234ZM240 234H243V232L240 233ZM101 235H102V234H101ZM185 235H186V234H185ZM201 235H202V234H201ZM212 235H213V234H212ZM220 235H223V234H220ZM225 235H226V234H225ZM237 235H239V233H238ZM247 235H249L248 232H247ZM250 235H252V234L250 233ZM81 236H84V234H82ZM90 236H91V235H90ZM90 236H89V238H91ZM98 236H99V235H97V237H98ZM141 236H142V235H141ZM154 236H155V235H153V237H154ZM156 236H157V235H156ZM159 236H160V235H159ZM163 236H164V235H163ZM163 236H161V238H162ZM165 236L167 237L166 234H165ZM173 236H174V235H172V236L170 235V236H168V238H169V237H172V239H173ZM178 236H179V237H181V236L183 237V235H181V236L178 235ZM203 236H204V235H203ZM205 236H206V235H205ZM227 236H228V235H227ZM257 236H256V239H257ZM261 236H262V237H261ZM101 237H102V236H101ZM146 237H147V236H146ZM179 237H178V238H179ZM230 237L228 236V238H230ZM247 237H248V236H247ZM84 238H85V236H84ZM84 238L82 237V239H84ZM94 238H95V235H94ZM142 238H143V236H142ZM155 238H156V237H155ZM155 238H154V240H155ZM159 238H160V237H159ZM175 238H176V237H175ZM196 238H197V237H196ZM201 238H203V237H201ZM201 238H200V239H201ZM204 238H205V237H204ZM204 238H203V239H204ZM213 238H214V236L212 237V239H213ZM215 238H216V236H215ZM219 238H220V241L222 240V243L219 241V242L222 244V245H221V244L219 243V244L221 245V247L224 245L222 248H225V242H228V241H229L228 243H229L230 247H231L232 244H236V243H233V242H234V240H233L234 238H232V241H233V242L231 241V238H230L229 240H228V238H227V240H228V241H227L226 238H225V240H224V239H222L223 237H221V236L218 237L217 241L219 240ZM243 238H244V235H243ZM245 238H246V237H245ZM262 238H263V239H262ZM80 239H81V238L78 239L79 243H80V241H81ZM99 239H100V238H99ZM99 239H97V240H99ZM149 239H150V238H149ZM151 239H152V238H151ZM163 239H164V238H163ZM207 239H209V237H208V238L206 237V240H207ZM210 239H211V238H210ZM212 239H211V241H212ZM238 239H239V238H238ZM238 239H237V240H238ZM241 239H242V238H241ZM258 239H257V240H254L255 243L250 244V245H255V247H254V246H253V247L256 248V250L259 249V251H257V253H256L257 255H258V253H260V249L262 250V249L264 248V245L262 246V244L264 243V241H261V244H260V242L257 243ZM86 240H87V238H86ZM144 240H146V239H144ZM144 240H143V241H144ZM176 240H179V242L182 243V244H183V242L185 241V240H184L183 242H181V241H180L181 238H180V239H176ZM176 240H175V241H176ZM223 240H224L225 242H224ZM237 240H236V241H237ZM249 240H250V238H249ZM82 241H85V239L82 240ZM149 241H150V240H149ZM155 241H156V240H155ZM155 241H154V242H155ZM163 241H164V240H163ZM204 241H205V240H204ZM214 241H216V240H214ZM217 241H216V244H215V245H217ZM230 241H231L232 244H230ZM241 241H242V240H241ZM251 241H253V240H251ZM88 242H89V241H88ZM88 242H87V243H88ZM91 242H92V244H93L94 241L92 240ZM91 242H90V244H91ZM98 242H99V241H97V243H98ZM102 242H103V241H102ZM150 242H151V241H150ZM159 242H160V241H159ZM164 242H165V241H164ZM166 242H169V244H170V241H166ZM171 242H172V241H171ZM212 242H213V241H212ZM237 242H238V241H237ZM242 242H243V241H242ZM87 243H86V244H87ZM100 243H101V242H100ZM132 243H133V242H132ZM144 243H145V242H144ZM157 243H158V242H157ZM160 243H162V239H161V242H160ZM173 243H174V242H173ZM173 243H171V244H173ZM184 243H185V242H184ZM197 243L199 244V241H198ZM223 243H224V244H223ZM240 243H241V242H240ZM250 243H251V242H250ZM80 244H81V243H80ZM80 244H79V245H80ZM94 244H96V243H94ZM94 244H93V247L95 246ZM138 244H139V243H138ZM138 244H137V245H138ZM151 244H152V243H151ZM155 244H156V243H155ZM155 244H154V245H155ZM158 244H159V243H158ZM167 244H168V243H167ZM219 244H218V246H217L218 249H220V251H223V249H222L221 247H219V246H220ZM226 244H227V243H226ZM257 244H258V245H257ZM84 245H85V244H84ZM88 245H89V243H88ZM88 245H87V246L85 245V247H88ZM96 245H97V244H96ZM98 245H99V244H98ZM101 245H102V244H101ZM101 245H100V249H101V247L106 246V245H108V244H104L103 246H101ZM142 245H143V244H142ZM162 245H163V243H162ZM176 245H177V243H176ZM176 245L173 246V247H175V250H176V248H177ZM201 245H202V244H201ZM207 245H209V243H207ZM207 245H206L205 247H207ZM210 245L212 246V243H211ZM229 245H228V248H229ZM241 245H242V244H241ZM241 245H240V246H241ZM250 245H249V246H250ZM256 245H257V246H262V247L259 248V247H256ZM73 246H74V245H73ZM145 246H146V245H145ZM148 246H149V245H148ZM157 246H158V245H157ZM157 246H156V247H157ZM166 246H167V245H165V247H166ZM180 246H181V245H180ZM184 246H185V245H184ZM196 246H197V245H196ZM232 246H233V245H232ZM236 246H237V245H236ZM247 246H248V245H247ZM89 247H90V245H89ZM89 247H88V248H89ZM95 247H96L97 249H99V246H98V247L95 246ZM107 247H110V246H107ZM137 247H138V246H137ZM146 247H147V246H146ZM146 247H145L144 249H147ZM161 247H162V246H161ZM163 247H164V246H163ZM170 247L173 248L172 245H170ZM178 247H179V245H178ZM182 247H183V246H182ZM202 247L204 248L203 245H202ZM243 247H245V246H243ZM243 247H242V248H243ZM251 247H252V246H251ZM251 247H248V250H250V251L252 250V252L255 253L256 251L254 250V248L252 249ZM88 248H86V249H88ZM96 248H95V249H96ZM110 248H111V247H110ZM110 248H109V249H110ZM141 248H142V247H141ZM159 248H160V246H159ZM168 248H169V247H168ZM184 248H185V247H184ZM199 248H200V246H199ZM207 248H208V247H207ZM226 248H227V247H226ZM226 248H225V251H226ZM228 248H227V250H228ZM235 248H236V247H235ZM242 248H240V250H243V249L245 250V249H247V248H243V249H242ZM250 248H251V249H250ZM100 249H99V250H100ZM107 249H108V248H107ZM109 249H108V250H109ZM148 249H149V248H148ZM163 249H164V248H163ZM182 249H183V248H182ZM212 249H215V248L213 247ZM231 249H232V248H231ZM137 250H139V249H137ZM149 250H150V249H149ZM155 250H156V249H155ZM155 250H154V251H155ZM171 250H172V249H171ZM179 250H180V249H179ZM204 250H205V249H204ZM233 250H234V249H233ZM235 250H236V249H235ZM237 250H238V249H237ZM248 250H246L247 253H248ZM88 251H93V253H97L94 249L92 250V247H91V250H90V248H89ZM94 251H95V252H94ZM100 251H101V250H100ZM109 251H111V250H109ZM146 251H147V250H146ZM154 251H153V252H154ZM162 251H163V250H162ZM172 251H174V250H172ZM180 251H181V250H180ZM182 251H183V250H182ZM202 251H203V250H202ZM208 251H209V250H208ZM213 251H215V250H213ZM225 251H224V253H226ZM250 251H249V253H251ZM42 252H43V251H42ZM86 252H87V251H86ZM140 252H142V251H140ZM158 252H159V251H158ZM158 252H157V253H158ZM169 252H170V250H169ZM188 252H189V251H188ZM217 252H218V254H220L219 251H217ZM230 252H232V250H231ZM230 252H229V256H230V254H232V253L235 254V253H234L235 251L232 252V253H230ZM237 252H239V251H237ZM242 252H245V251H241V254H242ZM261 252H262V251H261ZM34 253H35V252H34ZM79 253H80V252H79ZM109 253H110V252H109ZM109 253H108V251H107V255H109ZM135 253H136V252H135ZM149 253H151V252H149ZM172 253H173V252H172ZM172 253H170V254H172ZM174 253H178V251H177V252L175 251ZM182 253H183V252H182ZM193 253H194V252H193ZM197 253H198V252H197ZM202 253H203V252H202ZM239 253H240V252H239ZM247 253H246V254H247ZM249 253H248V254H249ZM253 253H252V254H253ZM112 254H113V253H112ZM138 254H139V252H138ZM140 254H141V253H140ZM153 254H154V253H153ZM159 254H160V252H159ZM208 254H209V253H208ZM216 254H217V253H216ZM218 254H217V257H218ZM222 254H223V252H222ZM227 254H228V252H227ZM252 254H251V256H252ZM256 254H255V255H256ZM73 255H74V254H73ZM95 255H96V254H95ZM142 255H144V254H142ZM150 255H152V254H150ZM155 255H156V254H155ZM155 255H153V256H155ZM224 255H225V254H224ZM224 255H222V256H224ZM255 255H254V257H255ZM103 256H104V255H103ZM105 256H106V254H105ZM111 256H114V255H111ZM162 256H163V255H162ZM170 256L172 257V255H170ZM173 256H174V254H173ZM177 256H179V255H177ZM180 256H182V255H180ZM197 256H198V255H197ZM201 256H202V255H201ZM212 256H213V255H212ZM212 256H211V257H212ZM226 256H228V255H226ZM229 256H228V259H229ZM234 256H235V255H234ZM234 256H233V258H231V260H232V259H235ZM238 256H239V254H238ZM242 256H244V254H243ZM245 256H247V255H245ZM251 256H250V257H251ZM258 256H259V255H258ZM82 257H83V256H82ZM155 257H156V256H155ZM159 257H160V255H159ZM175 257H176V255H175ZM182 257H183V256H182ZM182 257H181V258H182ZM187 257H188V256H187ZM195 257H196V256H195ZM198 257H199V256H198ZM205 257H207L206 254H205ZM205 257H204V258H205ZM209 257H210V254H209ZM230 257H232V256H230ZM236 257H237V255H236ZM252 257H253V256H252ZM254 257H253V259H254ZM156 258H158V257H156ZM160 258H161V257H160ZM173 258H174V257H173ZM190 258H191V257H190ZM215 258H216V256H215ZM215 258H213V263L211 262L212 259L210 260V259L208 258L207 261L210 260V262H211L210 264H214V263H215L214 261L216 260ZM219 258H220V260H221V257H219ZM244 258H245V257H244ZM247 258H248V257H247ZM255 258H256V260L258 261V259H257L258 257L256 256ZM260 258H261V257H260ZM33 259H34V257H32V262H31V263L34 262ZM35 259H36V258H35ZM103 259H104V258H103ZM103 259H102V260H103ZM107 259H108V260L110 259L109 261H112V259H113V262H114L115 257H114V258H113V257L110 258V256H109V258L107 257ZM162 259H163V257H162ZM175 259H176V258H175ZM175 259H174V260H175ZM177 259H179V258H177ZM261 259H263V258H261ZM261 259H260V261H261ZM29 260H31V259H29ZM39 260H40V259H39ZM39 260H38V261H39ZM43 260H44V258H43ZM100 260H101V259H100ZM102 260H101V261H102ZM105 260H106V258H105ZM205 260H206V259H205ZM239 260H240V259H239ZM243 260H244V262H245V259H243ZM247 260H248V259H247ZM250 260H251V258H250ZM250 260H249V263H247V264H250ZM254 260H255V259H254ZM76 261H77V260H76ZM101 261H100V262H101ZM155 261H156V259H155ZM171 261H172V259H171ZM183 261H184V259H183ZM187 261H188V260H187ZM187 261H185V262L188 263ZM189 261H190V260H189ZM199 261H201V260H199ZM203 261H204V260H203ZM236 261H237V260H236ZM251 261H252V260H251ZM105 262H106V261H105ZM116 262H118V260H117ZM179 262H180V261H179ZM205 262H206V261H205ZM216 262H217V261H216ZM262 262H263V261H262ZM37 263H38V262H37ZM42 263H43V262H42ZM44 263H45V262H44ZM77 263L79 264V262H77ZM153 263H154V262H153ZM156 263H157V262H156ZM159 263H160V262H159ZM159 263H158V264H159ZM168 263H169V262H168ZM172 263H175V264H176V262H174V261H172L171 264H172ZM203 263H204V262H203ZM228 263H229V262H228ZM232 263H234V262H232ZM238 263H241V261H239ZM238 263H237V264H238ZM242 263H243V261H242ZM253 263H254V262L252 261L251 264H253ZM256 263H257V262H256ZM259 263H260V262H259ZM19 264H20V263H19ZM39 264H40V262H39ZM47 264H48V263H47ZM80 264H81V263H80ZM82 264H84V262H83ZM101 264H103V263H101ZM113 264H115V263H113ZM117 264H118V263H117ZM169 264H170V263H169ZM178 264H179V263H178ZM180 264H182V263H180ZM183 264H184V263H183ZM201 264H202V263H201ZM207 264H208V262H207ZM215 264H218V263H215ZM243 264H244V263H243ZM257 264H258V263H257Z\"/></svg>","mask_w":264,"mask_h":264},{"label":"clouds","instance_id":"3","mask_svg":"<svg viewBox=\"0 0 264 264\" xmlns=\"http://www.w3.org/2000/svg\"><path fill=\"white\" fill-rule=\"evenodd\" d=\"M97 216H98V214L92 213L91 211L85 213V219H93V218H95Z\"/></svg>","mask_w":264,"mask_h":264}]
</instances>
